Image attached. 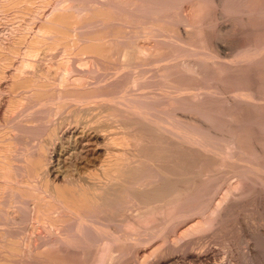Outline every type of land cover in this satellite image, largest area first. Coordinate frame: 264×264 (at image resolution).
<instances>
[{"label": "rangeland", "instance_id": "374dc122", "mask_svg": "<svg viewBox=\"0 0 264 264\" xmlns=\"http://www.w3.org/2000/svg\"><path fill=\"white\" fill-rule=\"evenodd\" d=\"M38 11H40V13H38ZM57 11H58V13H57ZM35 15H37V16H35ZM47 18H48V20H47ZM29 21H30V24H32L31 28L28 25ZM48 21L52 22V23H49ZM56 22H57V24H56ZM58 24H59V26H57ZM19 25H21V26H19ZM62 25L64 27H60ZM17 28H18V30H15ZM38 29L41 30V31H39ZM0 30H1L0 31V52H1V54H0V60L1 61L0 62H2L3 64H5L3 62V60H6V58L4 56H7L8 52H14V54L16 52L17 56L14 55L13 57H19V58L23 57L24 55L22 53L19 54L18 50L22 49L23 51H25V49H23L25 47H26V50L27 49H33V48H34V50L36 49L37 52L35 53L36 57H34V61L38 57H39L38 58V60H39L40 56H42L43 54L45 55V53H42V52H44V50L50 49L48 52L45 51L46 55L43 56L41 59L43 60V66L45 68L48 69V66L51 64L50 65L51 67L49 66V69H51L52 71H56L59 68L63 69L64 72L68 71V68H66V67L70 66V64H71L70 62L72 61L71 58L73 59V64L75 63L74 65L73 64L71 65V66H73V68L76 66V68L80 69L79 65L80 64L82 65L83 61L87 62V64L85 63L86 66L83 65L81 67L82 69H80V71L77 69V74L75 73L76 71L74 72V70H73V68L71 66H70L71 68L69 67L70 69L68 71V74H64V72L61 69H59V70L62 71L61 73L63 74V76H65V77H63L64 80L65 79H67V80L66 81L63 80L64 81V83H62L63 86L61 85V82H62L61 79H60V81H61L60 83L58 81L57 82L58 84H54V85L55 86L59 85L58 90L61 87V91H59V94H61V92H63L64 88L66 87L65 91H68L69 93L68 92L64 93V97H63L64 99L61 97V96H63V94H61L59 96V98H61V100H63V101L65 100L64 102L67 101L66 102L67 104L66 103L63 104V102H61L60 99L57 98V96L59 95L58 94V90H57V92H55V94L53 95L56 98L55 99L53 97V99H55L54 100L55 106H54V104H49L51 107L48 104H46L47 106L43 104L42 106L41 105H39V106L37 105L38 106L37 107L35 105V102H33V107L30 106L31 104L27 105L28 109L25 107L26 105L24 106L22 104V108H20L18 106L20 104H18L17 106H15V108H13L14 110L16 109L15 112H13V110H11V112L16 114V116H14L13 114H12V116H10L11 115V112H10L9 117H7V120L10 119V122L13 125L9 126V124H10L9 120L6 121V119H5L3 127L4 128H7V127L9 128L10 127V129H15V130L18 129L17 131L20 133V135H22V136H19L21 138L18 137L19 141H20V145H19L20 148L21 147L28 148L29 154H35L37 152L35 149L38 148L37 150L40 153L39 147H38L40 145H38V144H40L41 140H43L45 138V136H46L45 133H47V136H46L47 138L52 134L51 135L52 137L50 136L51 138L50 137L48 138L50 140L51 139L54 140V138L57 137L58 129H57V131L55 130L56 134L54 132V129H56L57 125L61 124L62 116H60V114L63 113L61 109H64V107H63L64 105H66V106L67 105H71V102H72L71 100H74V98L78 99L79 101H81L80 99L83 98L81 103L83 102L82 104L85 105L84 107H86V108L87 107H92V106L95 107V105H96V108H97V107H99L101 105L102 102L103 103L105 101L108 102L109 99H110V101H111L110 105L113 103L112 105L113 106L114 105L117 106V108H115V106L111 107L112 105L111 106L109 105L110 101L108 103L105 102L104 104L102 103L103 104V105H101L102 108H100L99 111H98V108L96 110H94L95 114H93V111H92L90 113L91 116H89L90 114L89 115L86 114L85 117L77 116V117H75V119H77L79 117V119L83 118L84 120L85 119L86 120H90L95 115L98 116V114H99V116H100V114L107 109L106 112L102 113V114L107 115V112H109V113L112 112L111 113L112 115L109 114L108 117L106 116L107 117V121L110 119L109 118L110 116H111V118H112V116L113 117L114 116L117 117V118H114V120L112 119V122H111V126L112 127H114L113 126L114 124H112L113 121L116 122L115 123V125L117 124L116 127L117 126L119 127L120 125H122L123 122L127 123V121L129 122L130 120L133 121L135 119L139 120V118H141V119L143 118V119H145V121H147L148 124H150L152 122V124H150L151 126L155 127V125H156L155 128H157V130L161 128L160 132L163 131V136L165 134H169V133H167L165 131V128L167 129L168 132H170L169 130L173 131V134L176 131L175 134H174L176 137L175 136L171 137L173 135L169 134L168 135L169 138H166V136H164L165 139H167L168 141H175V138H177L178 142H179V140L181 141L180 142L181 143V145H180L181 147H184V148L186 147L185 149H189V148L192 149V150H188V151H185V149H183L185 151L184 152L185 155L187 154V156H188V153L190 152L192 157L194 156V158H191V155L189 156L193 161L199 158L201 160L198 163H202V165L201 164H196L198 160L194 161L193 162V166H195V167H192V169L197 172V170L199 171V166L198 165H200V167H201L200 169L201 170L203 169L202 171L205 172L204 174L208 173L206 176L205 175L203 176L202 179L204 181L201 179L200 181L196 182V186L197 187L195 186L194 190L192 191L193 194H191V193L188 194L189 196H186L182 201H180L178 206L176 204V206L179 207V208L174 206V207H176V210H174L175 209L174 207H173L174 211L173 210H169V212L172 211V213L170 212L171 215L173 214V212H175L177 215L181 214V218H179L180 216H177L174 213V216L175 217L177 216V218L179 220H175V218L173 220L172 219L173 216H171L169 212H167L168 215H167V213L164 215V218L166 220L168 219V217L169 218L172 217L171 219H168L167 221L164 218H162L160 215H158V218H157V216H156L157 214L154 215V216H156L155 219H154V216H151L149 219H147V220L151 219L150 221H148L149 224L150 223L153 224V225L156 224L157 227H160L161 226L160 224L165 223V221H166V223L170 222V224H166L165 223L166 226L165 225L161 226V228L162 227L163 228L165 227V228L164 229L162 228L163 231L160 228V231H162L163 234H161V232L159 231L160 232L159 234H161V235L158 236V239L156 238V236L158 234L156 235V233H154L152 231L155 230V232H158L159 228L157 230L156 225L153 226L151 224H150L151 225V227H150L147 224V222H146V224H147L146 227L147 228L150 227V228L149 229H145L143 231L144 236L146 237V235H149L151 228H152L151 233H153V235H154L153 238H152V235H151L150 239H152V240H150V244L144 242L147 239L143 240L144 239L143 238L142 239L143 241L141 239H138V237L142 238L143 235L140 236V233H139V234H136V235H139L138 237L135 236L134 234L136 233L135 232L136 230L133 231V230L126 229L125 228L126 227L125 224L123 225V223H125L124 220H123V223L119 222V221H121L122 217L120 218V216H119V220L118 221L115 220L117 223L113 221L116 225L115 224H111V226H108V228H107L108 231L111 230V227H113L112 225H114L115 228L113 227L114 229L112 228V230L110 232H112V231L116 232V230H117V233H118V235L120 237L123 235V237H121V240L124 238V240H122V242L127 243V244H124V243H122L120 241V243H122V245L119 243V246L121 245L120 249H119V247L116 248V251L120 250V253L117 252V253H119V254H117L116 251H115L114 255H116V254L117 255L114 256V257H116V258L112 259L113 258L112 257L111 261L108 260L107 263L110 262L111 264H128V263L129 264H134V263L136 264V262L139 261V264H143V263L144 264H224V263L246 264V260L244 258V255H246L248 252H253V253L256 252L257 260L261 264H264V235H263L264 234V206H263V203H264V184H262V182H264V180H263L264 179V177H263L264 176L263 175L264 174V167H263L264 166V99H262V98H264V0H0ZM14 30L17 31V32H15ZM36 30H38V31H36ZM28 31L30 33H28ZM43 31H45V32H43ZM47 31H48L49 34H47ZM53 33H55V34H53ZM45 34L47 35L48 38H50L51 36H53V37L55 36V37L54 38L53 37L50 38V39H52V41H51V40L47 39V37H45L46 36ZM73 34H74V36H73ZM37 35L41 36V38L39 36H37ZM98 35H101V36L99 37ZM104 35H107L108 38H107V36L104 37ZM137 35H140V36L137 37ZM81 36H82V38H81ZM129 37H131V38H129ZM4 38L7 40V42H6V40ZM103 38H104L105 41L102 40ZM125 38H126V40L128 39L129 41H126ZM81 39H83V40H81ZM97 39H98V42H95ZM109 39H111V40H109ZM143 39H144V42L142 41ZM4 40H5V43H4ZM48 40H49V42H48ZM86 40H87V42H86ZM35 41H38V43L35 42ZM70 41H72L73 43L70 42ZM88 41L95 42V43H93V45L96 44V48H95V46L92 45V43H90ZM140 41H142V42H140ZM54 42L57 43V44H55ZM84 42H86V43H84ZM110 43H112V44H110ZM23 44L25 45V47H24ZM122 44H123V46H122ZM134 44H137V45L134 46ZM55 45L57 47H55ZM77 45H78V47H77ZM89 45H90V47H89ZM97 45H99V46H97ZM141 45L143 47L148 46V47H146L147 48L146 53H148V55H146V54L145 55L149 57V54H150V57H149L150 59L148 57L146 58V57L143 56L144 58L142 57V58L139 59L140 61L143 59L142 60L143 63L140 62L139 60L136 61V62L133 61L135 63V66L133 64V66L135 68L133 66H132V68H134V69L130 68L131 66L130 67L127 66L128 64L126 65L125 62L122 63V61H123V59H122L123 55L122 54L124 52L130 51V50L133 51V47L134 48L135 47L139 48V46L141 47ZM109 46L111 48H109ZM4 47H6V48H4ZM9 47H10L11 51L8 50ZM14 47H16V48H14ZM46 47H47V49H44ZM62 47H63V51H62ZM128 47H129V50H128ZM71 48H74V49L72 50ZM130 48H132V49H130ZM125 49H126V51H124ZM150 49H152V50L150 51ZM5 50H7V51H5ZM89 50H91V51H89ZM52 51L53 52L56 51L55 53L59 52V54L57 53V56H56V54L53 53ZM61 51H62V53H61ZM149 51H150V53H149ZM196 51H198V52H196ZM4 52L7 53V54H4ZM67 52H68L69 55L66 54ZM109 52H110V54H109ZM180 53H182V54H180ZM184 53H186V54H184ZM195 53H197V54H195ZM90 54L95 55L97 57L92 56ZM160 54H162V55H160ZM53 55H55V57H58V58L61 57V58L60 59L55 58V57H53ZM63 55H64L65 59H63ZM66 55H68V56H66ZM71 55H72V57H70ZM74 55H75V57H78V59L77 58L75 59ZM86 55H88V56L90 55L89 57L92 56L91 58H93V60L91 61V59L89 57H86ZM2 56L4 57L3 59H2ZM32 56H34V54ZM32 56L30 55L31 60H33ZM65 56L67 57V59H66ZM103 56H105L106 58L103 57ZM28 57L29 56H27V58ZM44 57H45V59H44ZM51 57H52V61L49 62L48 59L51 60ZM79 57H81V59L83 58L84 60H81ZM85 57L87 59H89V60H87ZM152 57H153L154 60L152 59ZM69 58H70L71 61L69 60ZM96 58H97V60H95ZM192 58H193L194 62H193ZM41 59H40V61H41ZM54 59H56L57 62ZM79 59L82 62L80 64H79V62H80ZM196 59L199 62H197ZM225 59H227V60H225ZM67 60H69L70 62H68ZM74 60H78V61H74ZM201 60H203V61H201ZM54 61L56 62V64H55ZM64 61L65 62L67 61L70 64L67 63L68 65H66V64H64ZM93 61H97V63L93 62ZM107 61H110V62L107 63ZM167 61H169V62H167ZM185 61H187V63L189 62L188 65H187V63H185ZM208 61H210V62H208ZM36 62H38V61L36 60L35 62H33V64H36ZM149 62L150 63L152 62V63L148 64ZM60 63H62V64H60ZM93 63H95V64H93ZM98 63H100L101 65L98 64ZM136 63H138L140 65H138ZM144 63H146V64H144ZM194 63L195 64L198 63L197 64L198 66L195 65ZM37 64H39V62ZM123 64L125 65V67L126 66L127 67L125 68ZM130 64L132 65V63H130ZM180 64H181V66H180ZM1 65L2 64L0 63V66ZM39 65H42V62H40ZM63 65H65L66 67H63ZM136 65H138L139 67L136 68ZM163 65H165V67H167V68H170V67L171 68L167 69ZM166 65H168V66H166ZM169 65H171V66L169 67ZM183 65H185V67ZM202 65L204 67H201ZM222 65H224V66H222ZM93 66H95V67H93ZM120 66L122 68H125L128 71H125L124 69L122 70V68ZM140 66H142L143 68L142 67L140 68ZM161 66H163L164 68L163 67L161 68ZM195 66H197L199 68H197ZM238 66H239V68H237ZM52 67L53 68L55 67L54 70L52 69ZM83 67H86V68L84 69ZM186 67L187 68L191 67L190 71H188V69ZM65 68L67 70H64ZM98 68L101 71L98 70ZM193 68H194L195 71L191 70ZM117 69H118V71H117ZM130 69L132 71H134V72H132ZM162 69H164L163 72H162ZM82 70L84 72L86 71V73L84 75L82 73ZM129 70H130V72H129ZM135 70H138V73L140 74V77L142 75L141 79L139 77V74H137V76H136V74H135L136 71ZM144 70H146V71H144ZM139 71L145 72V73H140ZM196 71H197V73H196ZM69 72L71 73V75L69 77L70 79L66 76V75L70 74ZM79 72H81L82 75L81 74L79 75ZM116 72L117 73L119 72L118 73L119 75ZM106 73H108V75ZM109 73H110V75H109ZM129 73L132 74V75L131 76L128 75ZM99 74H101V75H99ZM143 74H145V75H143ZM76 75L78 76V78L80 80H82V82H78L79 79L77 80V78H76L77 76ZM146 75H148V76H146ZM71 76L73 78H71ZM79 76H81V77H79ZM125 76H127L128 78L125 77ZM202 76L203 77L205 76V77L203 78ZM84 77H87L86 79H88V80L84 79ZM131 77L137 78L138 80L140 79L139 82L136 83L137 85L139 84L138 86H136V84H133L132 85L133 87L131 86L133 89L131 87H129L130 85H129V82H128L129 80H131L130 79ZM170 77L172 79H170ZM188 77H189V80H188ZM109 78H110V80H109ZM115 78H116V80H115ZM161 78H162V80H161ZM164 78H166V79H164ZM55 79H57V78H55ZM74 79H76V80H74ZM89 79H92V80H89ZM98 79H100V81ZM101 79L105 80V81L102 82ZM137 79H135V80L138 81ZM150 79H152V80H150ZM141 80H142V82H140ZM12 81H14V79H12ZM72 81L73 82L75 81V82L73 83ZM76 81H77V83H79V85L76 83ZM166 81L168 83H170V84H168V83H166L167 85L163 84ZM89 82H91V83H89ZM93 82H95V84H93ZM193 82H194V84H193ZM127 83H128V85H127ZM159 83H162V84H160L162 87L159 86ZM89 84H91V85H89ZM92 84H93V86H92ZM149 84H150V86H149ZM176 84H177V86H176ZM179 84H181V86H179ZM82 85H84L85 88ZM140 85L141 86L143 85L144 87L143 86L140 87ZM197 85H199V86H197ZM201 85H203V86H201ZM71 86H74V87H71ZM127 86L129 88H126ZM168 86H170V88ZM174 86L178 87L177 88L178 91L175 89L176 87L174 88ZM67 87H68V89H67ZM79 87L80 88L83 87V88L80 89ZM134 87H135V89H134ZM138 87H140L141 89L143 88V90L139 89L137 91ZM183 87H184V89L186 88V90L181 89ZM202 87H203V89H202ZM55 88L57 89V87H55ZM62 88H63V90H62ZM147 88H148V90H147ZM164 88H166V89H164ZM200 88H201V90H200ZM105 89H107V90H105ZM123 89H125V90H123ZM179 89L181 91H179ZM215 89H216V91H215ZM89 90H92V91H89ZM93 90H95V91H93ZM120 90H122L123 92L120 91ZM132 90H134L135 92L134 91L132 92ZM182 90H184V92ZM149 91H150V93H149ZM88 92H90V93H88ZM112 92L114 93V95H113ZM159 92H160V95H159ZM169 92H170V94H169ZM72 93L73 94L77 93V94H75V97H74V95L73 96L71 95ZM85 93H86V95H85V97H83ZM145 93H147V95L150 94L152 96V98L150 97V95H148V96L145 95ZM232 93L234 94V96H233ZM240 93L242 94V96H241ZM65 94H66V96H68V98H65ZM81 94H82V96H81ZM103 94H105V95H104V97L102 99ZM106 94H107V96L108 95L109 96L107 97ZM87 95H89L90 97H87ZM93 95H96V97L93 96ZM100 95H101V98H100ZM237 95H239V96H237ZM76 96H77V98H76ZM79 96L82 97V98H78ZM133 96H135V97H133ZM136 96L138 98H136ZM173 96H174V98H172ZM235 96H236L238 102L236 101V98H234ZM93 97H95V98H93ZM115 97H117V98H115ZM175 97H177V98H175ZM187 97L188 98L191 97V98H189V100H188ZM248 97H250V98H248ZM91 98H92V100H91ZM128 98H130L129 100H130V102L132 104L129 103ZM131 98L132 99L134 98V99L131 100ZM242 98H246V100L248 99L247 101L249 102V104H248L247 101L245 102ZM256 98H258V99L256 100ZM56 100H58V102ZM240 100H241V102H240ZM75 101L76 100H74L72 103L74 104ZM79 101H78V103H76L77 101L75 103L78 105L80 103ZM87 101H88V103H87ZM90 101H92V104L93 103H95V104L92 105ZM250 101H252V102H250ZM56 102H57V104H56ZM114 102L117 103V104H115ZM126 102L128 104H125ZM135 102H136L137 105L138 104L140 106L143 105L142 107L144 109L142 107H139V105L137 107V105H135ZM142 102H143V104H142ZM255 102L257 104L258 103L259 104L257 105ZM59 103L62 104V105H60ZM81 103L79 104V105H81L79 107H83V105ZM99 103H100V105H99ZM147 103H149L150 105H148ZM170 103L171 104L174 103V104L170 105ZM252 103H255V104H252ZM145 104L147 106H145ZM52 105L54 107H56L58 105L56 107L58 109H55ZM107 105H109L110 107H108ZM119 105H121V106H119ZM128 105H130V106H128ZM131 105H132V107H131ZM40 106H41V108H40ZM118 106H119V108H118ZM133 106H135V107H133ZM160 106H161V109H159ZM166 106H167V109H166ZM59 107H61V109ZM147 107L150 109V110H148L150 115H149L147 110L145 111V108H147ZM157 107H159V108H157ZM29 108H30V110H29ZM112 108L113 109L115 108L116 111L113 110ZM17 109L18 110L20 109L21 111L20 110L19 111L21 113L18 112ZM36 109H38L37 111H40V112H37ZM42 109L45 111V113H44V111L43 112L41 111ZM46 109L47 110L49 109L48 110L49 113H48V111ZM118 109H121V110H118ZM127 109H129V112H130L131 116L129 115V112L127 111ZM136 109H138V110H136ZM100 110H103V111H100ZM134 110H135V113H134ZM160 110H161V112H160ZM174 110H175V113L173 112ZM63 111L65 112V109ZM136 111L138 112L139 115L137 114ZM140 111L145 112V115H144V113H142ZM153 111H155V112L153 113ZM170 111H171L172 115L175 114L174 117H172ZM185 111H187V112H185ZM36 112H37V114H36ZM58 112H59V115L57 114ZM99 112H101V113H99ZM113 112H115L117 114L114 113V115H113ZM120 112L123 115V118L121 117ZM126 112H128V113H126ZM40 113H42V114H40ZM50 113H53V114H50ZM123 113H125L126 115H124ZM155 113H156L157 117L161 116L162 118L160 117L159 119H157V117L155 116ZM18 114H19V116H18ZM20 114L22 115L21 117H20ZM27 114L30 115V116H28ZM35 114H36V116H34ZM38 114H40V115H38ZM69 114H70V112H69ZM157 114H159V115H157ZM168 114L171 116V118H169V120L171 119V122H168L169 120H167L168 116H169ZM189 114L191 115V119L192 120L188 118L190 116ZM51 115L53 116V118H54V116H56V117L59 116L60 119L54 118V119H56V120H54L53 118H51L52 117ZM105 115H103V116L101 115L98 118L99 119L100 118L103 119L105 117ZM118 115H120V117ZM166 115H167V117H165ZM181 115H182V117H181ZM237 115H239V116H237ZM41 116H43V117H41ZM48 116H51V117H48ZM146 116H148L151 120L149 121V118H146ZM178 116H180V117H178ZM18 117H19V119H18ZM23 117H26V118H24V120H23ZM28 117H31L32 119H35V120L32 121V119H30V118H29L30 120L29 119L27 120ZM37 117H41V118H37ZM151 117H153V118H151ZM192 117H194V120L195 119H199L198 120L199 122L198 121L196 123L192 122V121H194ZM173 118H176L177 120L176 119L173 120ZM178 118H180L179 120H182L183 118L184 119L186 118L187 121L185 123V120L183 119L182 123H181V121H178ZM12 119H14L15 121L12 120ZM50 119L51 120L53 119L57 123L59 121V123L55 125L54 123H56V122L52 121V123H51L52 125H50V123H49ZM57 119H58V121H57ZM75 119H73V121H69V122H71V124H72V122L74 123L75 121H77ZM116 119L117 120L118 119H122V120L116 121ZM153 119L157 120L158 122L154 121ZM160 119H164V120L166 119V122H168L169 124L166 123V122H163L164 120H160ZM104 120L106 121V119H104ZM38 121H40V122H38ZM45 121L47 123H45ZM92 121H93V123H95V121H97V120L93 119ZM120 121H123V122L121 123ZM131 121L129 123H127L128 126L126 124L128 129H131L133 127V123L131 124ZM173 121H178L180 124L176 122V125H175ZM201 121H203V122H201ZM6 122L9 123V124L7 125ZM31 122H33V123H31ZM35 122H37V123H35ZM69 122H67V123H69ZM117 122H120L121 124L117 123ZM65 123H66V121H65ZM65 123H63V124L65 125ZM159 123L160 124H164L162 126H164L165 128L163 127V129H162V126ZM197 123L201 124V126L197 125ZM1 124H3V122ZM14 124L15 125L17 124V126L23 125V128L21 126L17 128V126L15 127ZM18 124H20V125H18ZM30 124H32V125H30ZM48 124H49V126H48ZM63 124H61V125H63ZM129 124H131L132 127ZM185 124H186V128H185ZM5 125H7V126H5ZM27 125L28 126L30 125V128ZM53 125H55V126H53ZM61 125L57 126V128H60ZM124 125H122V127H124ZM13 126L15 128H11ZM32 126H34V127H32ZM40 126H42V127H40ZM129 126L131 128H129ZM166 126H170V127L167 128ZM190 126H191V128H190ZM0 127H1V129H4L2 127V125H0ZM24 127L27 128V129H25ZM39 127H40V129H38ZM53 127H55V128H53ZM116 127H114V128L116 129ZM120 127H119V129H116V130H118V131H116L117 134L114 132L115 130L114 131L112 130V128L110 130H112L116 135H120V133L122 132V135H120V139L122 140L123 139L122 136H125L127 139L125 137L124 138L127 141L122 140L120 143H119V141L117 143L120 144V148L123 149L125 154H126V151H127L128 148H129V153H132L134 151V149L132 151H130V150L132 148H135V147L132 146V144L134 145V140L132 139L133 137L131 136L133 134L130 135V133H134L135 132L134 130H137V128H136V126H134L135 129L132 128V130H130L132 132L127 133V134H129V137H132L131 139H132L133 143L131 144L132 141L130 140V138L128 139V137L126 136L127 134L124 135V132L126 131L124 129L126 127L123 128V129H122V127L120 129ZM171 127L173 128V130H172ZM33 128H35V129H33ZM32 129L34 131L36 130L37 132L39 131V133H40V131L44 130L45 131V133L43 131L44 138L42 137L43 135H41L42 132L39 134L36 131L33 132ZM51 129L53 130L54 133H52V131H50ZM128 129H127V132H128ZM188 129L190 131H188ZM28 130L29 131L31 130V131L29 132ZM208 130L211 131L212 133L209 132ZM180 131L182 133H180ZM31 132H32V136L30 134ZM48 132H51V134L48 133ZM26 134L28 136L29 135L30 136L26 137L27 136ZM34 134H36V135L33 136ZM154 134H155V132H154ZM178 134H180V135H178ZM189 134H192L191 136H192V139L194 138V140H195L196 137H198V138H196L197 141L191 140ZM212 134H213V136H212ZM53 135L56 136V137H54ZM194 135H196V136H194ZM204 135L206 137H204ZM37 136H40V138L37 137ZM182 136H183V138L185 137L184 139H186V141L182 138ZM186 136H188V137H186ZM170 137H171V139H170ZM178 137H181L182 139H180V138L178 139ZM256 137H258V138H256ZM23 138L26 139V140L28 138L29 141L27 142ZM38 138L40 140H38ZM115 138L119 139V136H115ZM33 139L34 140L37 139L38 141L37 140H36V142L34 141V143H33L34 147L32 146L33 147L32 148V147H30L32 145L31 144L32 142L30 143V141H33ZM116 139H115V142L117 141ZM21 140H23V142ZM128 140H130V141H128ZM177 140L175 142H177ZM190 140H191V142H190ZM233 140L236 141V142H234ZM125 142H130L129 144H131V146H128V143L126 144ZM182 142H184V144ZM231 142H232L233 146H232ZM27 143H29L31 145L27 146L28 145ZM36 143H37L38 146L37 145L35 146ZM121 143H123L122 145L125 144V146L121 147ZM188 143H190V145ZM192 143H193V145H191ZM182 145H184V146H182ZM210 145H211V148H210ZM188 146H191V147H188ZM125 147H127V148H125ZM50 150L51 149H49V152H50ZM203 150H206L207 152L203 151ZM135 151H136V148H135ZM191 151L192 152L195 151L193 153L194 155L192 154ZM199 151H202V152L199 153ZM236 151H239V152H236ZM38 152L36 154H38ZM44 152L42 154L45 156L47 153L46 152L44 153ZM211 152H213V153H211ZM2 153H3V155H5V152H2ZM2 153H1V150H0V156L2 155ZM221 153H222V158L218 157V156L221 155ZM133 154H134V152H133ZM206 154H210V155L213 154L212 156H213V159H215V160L211 161L212 162L211 164L209 162L210 159L209 160L207 159L209 157H207V156L203 157L202 156V155H206ZM227 154H229V155L231 154L230 155L231 157H229V155H227ZM210 155H208V156H210ZM2 156L0 158V160H1L0 165H2L3 164L2 161H4L3 160L4 156H3V159H2ZM212 156H210L211 160H212ZM201 157H203V158H201ZM204 158L207 159V160H205ZM216 158L218 159L217 160L218 161L217 164L219 165L218 167L215 164L212 165L216 161ZM219 159L222 160V161H220ZM203 160H204V162H202ZM45 162L46 161H44V163H43L44 165H43V167H42V169L40 171H42L45 168V166H46ZM206 162L209 163L208 165H210V166H208ZM194 164H196V165H194ZM203 165L204 166L206 165L207 167L205 168ZM212 166H213L214 169L212 168ZM210 167H211V169H210ZM219 167L222 168V170H220ZM218 168H219V170H218ZM240 168H241V170H240ZM249 168L252 169V170H250ZM258 168H260V169H258ZM261 168H262L263 171L261 170ZM205 169L206 170L208 169L207 171H209V172L205 171ZM234 170H236V171L234 172ZM259 170L262 171V172H260ZM202 171H199V172H202ZM250 172H251V174H249ZM38 174H39V172H38ZM255 174H256V176H255ZM260 174H262V175H260ZM238 175H240V176H238ZM12 176H13V174H12ZM260 176H261L262 179L260 178ZM238 177H240V178H238ZM242 177H245V178H242ZM253 177H255V178H253ZM257 179H260L261 181L257 180ZM239 180H241V181H239ZM251 180H252L253 183H251ZM256 180L258 181L257 184L255 183ZM239 182H242V183H239ZM12 183H14V181H12ZM15 184L16 183L12 184L11 188H15ZM238 184H239V186H238ZM20 185H21V183H20ZM231 185H234V186H231ZM242 185H243V187H242ZM24 186H27V184L25 183ZM27 187L24 188L21 185V187H19V190L21 191L23 189H26V192H27V190L29 189ZM235 187H237V188L240 187V188L238 190ZM249 187H251V188H249ZM20 188H22V189H20ZM242 188H245V189H242ZM248 188L250 189V191H248L249 190ZM16 189L18 190V187H16ZM224 189L227 190L228 193H227V191L225 192ZM234 189H236V190L234 191ZM5 190H3V188H0V196H2V194H3V192ZM241 190L244 192V194H246V197H245V195H243V192ZM21 192L25 193V190H23ZM215 192H216V194H214ZM236 192H237V194H236ZM225 194L229 195V196L227 197ZM249 194H250V196H249ZM231 195L233 196V199H231L232 198ZM230 196H231V198H230ZM30 197L31 196H29L28 198H30ZM241 197H242V199H241ZM28 198H26V199H28ZM39 198H41V197H39ZM224 198H226V199H224ZM228 198H229V200H228ZM31 199L29 201L31 203L30 206H29L30 208L36 207V208H34V209L32 208V209L37 211V212L38 211L42 212L43 210H41V209L44 207V212H42V214L44 215L45 210H47L46 213H45L46 216L44 215L46 218L48 217L47 215L51 214V212H49V210H51L53 212V214H51L49 216H52V219H53V215L56 214L57 216L55 215L54 218L55 217H57V218H55V220H53L52 222H51L52 219L48 218L50 220L48 222H46L45 218L44 219L42 218L44 216H42L40 214L41 212L37 213V212H35L33 210L30 211L29 208L28 209H29L30 212L27 210V208H26V210L28 212L24 211V210L22 212L21 210L18 211V209H16L13 206L12 209L10 207V211L11 212H9V214H11V217L12 216H16V215H17V217L21 216V215L25 216L26 213H24V212H27L28 214L30 213L29 214L30 215V220L32 219V222H28L27 223V221H26V223H27L26 226L24 225L25 223L21 224L24 227L22 229H20L22 227L20 225L19 226L20 228L17 227L14 230L12 228H11L12 230L11 229L8 230L6 228H5V230H2L5 225H6L5 227H8L9 222H7V221H10V220L7 218V216L6 217L3 216V213H4L3 210H7V209L5 208L4 204H2L0 202V204H1L0 210L2 209V213L0 212L2 214V215H0V218L1 217L6 218L5 219L6 222L4 220L2 221V218L0 219V221L2 222L1 225L3 226V227L2 226L0 227V230H1L0 231V239H2L4 242H6V243H4L2 240H0V241H2V243L0 242V249L1 250H3L4 247H9V246L12 245V243L10 242V237H9L12 234V231L15 232V230L18 229L19 232L22 233L23 230H24V232L22 233L23 237H26V235H30V233L31 234L34 233L33 234V236H34L33 239L36 238V236L38 234V236L36 238L37 241H38L40 232H41V234H40L41 237L42 236L46 237V235H48V233H49V232L47 233V231H45V228H44L45 225H43V224H45V222L48 223V224H51V225H55L56 227L59 226L60 228H63L61 230L64 231L66 229L65 228L66 224H65L64 220L66 222H70V221H74V220H76V222H78L77 219H79V217L82 216V213L78 214V212H72L73 213V216H72V213L70 212V210H72V208H70V206H67V205L65 206L66 203H63L62 208H59V207H61V204H60V202L58 204L55 203L57 201L49 203V202L41 200V199L38 200V196L32 197ZM33 199L37 200V201H33ZM213 200H214V202H213ZM220 200H221V202L222 201L223 202L220 203ZM38 201H41V203L43 201V202H46L47 204L45 203L46 206L44 204V206L42 207V204L40 202L38 203ZM124 201L125 202H123V201L121 202L122 206H121V203L118 204L119 203L118 202L117 206L115 207V208H117V207L119 208L120 207V210H119L120 214L124 213V212H126V213L127 212H131V213L134 212L135 206L132 208L133 202L129 201L128 199H124ZM127 201H129L130 203L127 202ZM216 202L218 204L220 203V206L222 205V207L224 206L225 203H227V204H225L226 207H224V208L225 209L227 208L228 211L226 210L227 212H224L223 211L224 208H223L222 212H224L223 213L224 218H223V216L220 218V220L222 219L223 221L221 220V223H219L220 225L218 224V227L216 225V226L210 227V229H208L209 227L201 226L203 224V222H207L208 220H211V217H212V219L216 218V215L218 213L217 214L216 213L211 214L213 212V209H216L217 207H219L218 204H216ZM231 202H232V204H231ZM241 202H242V204L240 206ZM128 203H129V206H128ZM33 204H35V206H33ZM36 204H38V206H40V207L38 208V206H36ZM48 204H49V206H48ZM55 204H56V206H55ZM59 204H60V206H59ZM230 204H231L232 207L230 206ZM237 204H238L239 207L237 206ZM243 204H244V206H243ZM261 204H262V206H261ZM2 206H4V208H2ZM50 206H53L55 208L58 207V208L56 210H54V209L52 210L51 209L52 207L49 208ZM66 207H68V208H66ZM222 207H220V208H222ZM69 208H70V210H69ZM59 209H67V211L64 212V210L62 211V210H59ZM127 209L130 210V211H128ZM57 210L59 211V213H55ZM178 210L180 212H178ZM20 211L22 213H24V214H21ZM68 211L71 214H69ZM97 211L98 210H96L95 211L96 213H95V212L90 210L87 213L90 214V212H91V215H92V212H93V215L92 216L89 215V214H86V215H88V217L91 216V217L95 218V219H93V218H91V219H93L94 222H97V224H98V226H100V228H102V229L104 228L106 230V228H105V227H107L106 224H105V222H107L105 220L106 214L104 212H102V211L101 212H97ZM220 211H221V209H220ZM17 212H18V214H17ZM32 212H35L37 215L39 214L40 217L41 216L42 217L39 218V215L37 216L36 214L33 213V216L36 215L34 217V219H33ZM48 212H49V214H48ZM62 212L65 213V215H63ZM188 212H189V214H188ZM231 212H233V213H231ZM75 213H76V215L78 214L79 217L75 216L74 215ZM117 213H119V212H117ZM240 213H241V215H240ZM132 214H134V213H132ZM4 215H5V213H4ZM58 215H59V221L57 220L58 219ZM61 215H63V217ZM66 215H67V217H66ZM69 215H71V216L69 217ZM101 216H102V220H101ZM165 216L166 217L168 216V217L166 218ZM219 216H220V214H219ZM72 217H75L76 219H72ZM159 217H160V219L162 218L165 221L164 222L158 221L159 224H157L156 220H159ZM37 218H39V219H37ZM62 218H64V219L61 221ZM188 218H192V219L189 220ZM41 219L45 220L43 222V224L42 223H38ZM69 219H70V221H69ZM33 220L37 221V223L39 225L36 222H33ZM169 220H171V221L173 220L175 226L173 224V221L171 223V221H169ZM185 220H186V223H185ZM188 220L191 221V222L193 220L201 221L202 223H200L201 224L200 226L201 227H205V229L202 228V231L199 230L201 232H199L198 230L196 231L194 229L196 231L195 232V231L192 230L193 228L190 227L189 230H191V231H193L195 233L191 232L192 234L190 233L189 234L190 237H188L187 236L188 234L185 232V231L188 230V226H186V225H188L187 223H190ZM99 221L100 222L103 221V222L102 223H98ZM179 221H180V223H179ZM40 222H42V221H40ZM58 222H60V223L58 224ZM62 222L65 224V226L63 225ZM183 222H184V224H183ZM4 223H7V224H4ZM89 224H92L91 221L89 222ZM102 224H105V225H102ZM143 224L145 226V223H143ZM14 225H12V226H14ZM18 225L19 224H17V226ZM32 225H33V228H32ZM85 225L86 224H83V227H85V229L81 227L77 231L79 233L78 238L79 239H84L85 238V240H83V243H85V246H87L88 243H91V244H89V246H92V245L96 246V244H100L101 241H102V237L100 238V236H102L105 232H98L97 233L96 230H94L93 228L90 229V227H87ZM101 225H102V227H101ZM109 225H110V223H109ZM9 226L12 227L11 224ZM15 226H14V228H15ZM35 226L37 227V229L34 228ZM40 226H41V229H39ZM177 226H178V228H177ZM86 227L89 230L86 229ZM155 227H156V229H153ZM43 228H44V230H43ZM52 228H54V229H52V231L53 232L56 231V233L60 229V228L59 229L57 228L58 230H55L54 226ZM69 229H72V228H69ZM165 229L168 230V232H166ZM176 229H177V231H176ZM6 230L8 232H6ZM10 230H11V233H9ZM36 230H39V231H36ZM90 230H91V232H90ZM123 230H124V232H123ZM148 230H149V233L148 234L145 233ZM169 230H171L172 232H175L174 233L175 235H173V233L170 232ZM182 230H184V232L187 235ZM189 230L187 231L188 233L190 232ZM2 231H4V232H2ZM42 231H44L46 233H43ZM1 232H2V234H1ZM5 232L8 233V234L4 237V235L6 234ZM59 232H60V230H59ZM74 232H76V231L74 230ZM80 232H82V234ZM93 232H95V233H93ZM127 232H130V233L132 232L133 233V237H130V235L132 233L130 234V233H127ZM164 232H166V233H164ZM64 233H66V231ZM91 233H93V234H91ZM100 233H102V234H100ZM182 233L185 234V235L182 236L183 235ZM125 234H129V236H127ZM165 234L168 237L170 236L169 238H170L171 241L168 240V238H167V236ZM82 235H84V236L82 237ZM105 235H106V233H105ZM7 236H8V238H6ZM125 236L126 237H130L132 241L129 240L130 238H127V240H126ZM163 236H164V240L162 239ZM178 236H180V237L182 236L184 240L179 238L182 241L181 242L178 239ZM185 236H186L187 239L185 238ZM1 237H3V238H1ZM52 237H54V236H52ZM107 237L109 238L108 234H107L106 238ZM159 237H160V239H159ZM5 238H6V240H4ZM47 238H45V239H47ZM90 238L92 239V241H91ZM103 238H105L104 235H103ZM147 238H149V237H147ZM154 238H156V239H154ZM36 239L33 240L34 243L32 245H35ZM45 239L43 240V241H45L44 243L48 244V242H46ZM86 239H90V240H86ZM175 239H177V240H175ZM93 240H95V241H93ZM148 240L146 242H148ZM155 240H157V241L154 244ZM158 240H159V242H158ZM160 240L162 241V243H161ZM47 241H49V245L50 244L52 245L51 246L52 250H51V247L50 248H49V246L47 247V244L45 245L41 241L42 244H43L42 245L40 240H39L38 242H40V243H38V242H36V243H38L40 246H45V248H46V249H42L44 247L38 246L40 248V250L45 251L43 254H39V255L38 254H34L32 256L28 255V256H26L27 258L26 257L20 258L21 256L19 257L17 255H7V254L2 253V254H0V264H32V263L34 264L35 262L37 264H83V263H85V264H91V263L94 264V262L91 260V259L95 260L96 257H93L94 255L92 256V255H89V253H86V255H87L86 256V255H84L85 254L84 253L82 256H79V257L78 256H74V257L72 256L71 257V256H67L66 253H60L59 254L58 250L62 248L63 244L62 243L61 244L60 243H55L54 240H52V239H48ZM51 241H52V243H51ZM128 242H131L130 245L133 244L135 246L136 245H139V246H136L138 248L133 247V246L132 247H127V245L129 244ZM142 243H143V245L146 244L145 246H148V247L143 246ZM164 243H166V244H164ZM176 243H178V244H176ZM58 244L61 245L60 248L57 247V246H59ZM157 244L158 245L160 244L161 248L159 247L160 245L157 246ZM174 245L177 248L174 247ZM140 246H142L143 248L147 249L149 251V254L144 255L142 253V249L143 248L141 247L142 249H140ZM156 246L159 247L158 248V252L156 250V248H157ZM164 246H165V248H163ZM171 246H173L174 248H172ZM121 247H122V249H121ZM188 247H189V249H188ZM133 248H135V250H133ZM167 248L169 249V251H168ZM136 249H138V250L140 249V251L137 250V253H136ZM159 249H161L162 251L159 250ZM164 249H165V251H164ZM172 249L173 250L175 249V250L173 251ZM150 250H152V253H153V251H155V252L152 254ZM113 251H114V249H113ZM125 251H127V252L130 251L129 254L126 252L127 256L125 255V253L123 254V252H125ZM198 253H203V257H202L203 260L202 259L201 260H197V259L195 260V258H193V256L197 255ZM207 253H208V255H207ZM154 254H155V256H154ZM141 255H144V256H141ZM28 257H30V258L28 259ZM54 257H56V258H54ZM109 258H110V256H109ZM119 258H121V259H119ZM32 260H33V262H32ZM34 260H36V261H34ZM113 260H115V261H113ZM158 261H160V262H158ZM118 262H120V263H118Z\"/></svg>", "mask_w": 264, "mask_h": 264}, {"label": "bare ground", "instance_id": "6f19581e", "mask_svg": "<svg viewBox=\"0 0 264 264\" xmlns=\"http://www.w3.org/2000/svg\"><path fill=\"white\" fill-rule=\"evenodd\" d=\"M56 8V7H55ZM52 11V10H51ZM65 11V10H64ZM63 12V11H62ZM38 13H40V11H38ZM50 13V12H49ZM57 13H58V11H57ZM61 13V12H60ZM51 15V14H50ZM54 15V14H53ZM35 16H37V15H35ZM44 16V15H43ZM66 16V15H65ZM48 17V16H47ZM53 17V16H52ZM47 20H48V18H47ZM45 22V21H44ZM49 22V21H48ZM42 23V22H41ZM47 23V22H46ZM49 23H52V22H49ZM63 23V22H62ZM56 24H57V22H56ZM55 24V25H56ZM24 25V24H23ZM29 26H30V28H31V25L32 24H30V21H29V24H28ZM19 26H21V25H19ZM28 26V27H29ZM34 26V25H33ZM32 26V27H33ZM43 26V25H42ZM57 26H59V24L57 25ZM35 27V26H34ZM60 27H64L63 25L62 26H60ZM49 28V27H48ZM11 29V28H10ZM22 29V28H21ZM24 29V28H23ZM26 29V28H25ZM33 29V28H32ZM31 29V30H32ZM15 30H18V28L17 29H15ZM14 30V31H15ZM39 30V29H38ZM38 30H36V31H38ZM45 30V29H44ZM1 31V30H0ZM26 31V30H25ZM30 31V30H29ZM28 31V33H30ZM39 31H41V30H39ZM6 32V31H5ZM11 32V31H10ZM15 32H17V31H15ZM43 32H45V31H43ZM53 32V31H52ZM13 33V32H12ZM25 33V32H24ZM23 33V34H24ZM27 33V32H26ZM34 33V32H33ZM78 33V32H77ZM16 34V33H15ZM39 34V33H38ZM41 34V33H40ZM47 34H49L48 33V31H47ZM53 34H55V33H53ZM81 34V33H80ZM2 35V34H1ZM22 35V34H21ZM30 35V34H29ZM46 35V34H45ZM44 35V36H45ZM9 36V35H8ZM27 36V35H26ZM31 36V35H30ZM36 36V35H35ZM37 36H39V35H37ZM57 36V35H56ZM68 36V35H67ZM73 36H74V34H73ZM99 37L101 36V35H98ZM105 36H107V35H104V37ZM128 36V35H127ZM138 36H140V35H137V37ZM7 37V36H6ZM28 37V36H27ZM32 37V36H31ZM40 38H41V36H39ZM43 37V36H42ZM45 37H47V35L45 36ZM53 36H51L50 38H52ZM55 37V36H54ZM53 37V38H54ZM103 37V36H102ZM101 37V38H102ZM135 37V36H134ZM142 37V36H141ZM144 37V36H143ZM2 38V37H1ZM14 38V37H13ZM25 38V37H24ZM39 38V39H40ZM44 38V37H43ZM50 38H48L47 37V39H49V40H51L52 41V39H50ZM65 38V37H64ZM68 38V37H67ZM70 38V37H69ZM81 38H82V36H81ZM92 38V37H91ZM100 38V39H101ZM107 38H108V36H107ZM129 38H131V37H129ZM140 38V37H139ZM5 39V38H4ZM8 39V38H7ZM16 39V38H15ZM106 39V38H105ZM134 39V38H133ZM6 40V39H5ZM5 40H4V43H5ZM11 40V39H10ZM35 40V39H34ZM49 40H48V42H49ZM72 40V39H71ZM81 40H83V39H81ZM80 40V41H81ZM102 40H104V38L102 39ZM109 40H111V39H109ZM125 40H126V38H125ZM9 41V40H8ZM22 41V40H21ZM27 41V40H26ZM40 41V40H39ZM55 41V40H54ZM58 41V40H57ZM73 41V40H72ZM72 41H70V42H72ZM75 41V40H74ZM93 41V40H92ZM105 41V40H104ZM108 41V40H107ZM106 41V42H107ZM126 41H129L128 39L126 40ZM143 42H144V39L142 40ZM142 41H140V42H142ZM6 42H7V40H6ZM35 42H37L38 43V41H35ZM47 42V43H48ZM65 42V41H64ZM63 42V43H64ZM86 42H87V40H86ZM86 42H84V43H86ZM88 42H90V43H92V45H93V43H95V42H98V39L95 41V42H91V41H88ZM105 42V43H106ZM123 42V41H122ZM146 42V41H145ZM2 43V42H1ZM3 43V44H4ZM10 43V42H9ZM55 43V42H54ZM53 43V44H54ZM62 43V42H61ZM73 43V42H72ZM77 43V42H76ZM104 43V44H105ZM109 43V42H108ZM139 43V42H138ZM25 44V43H24ZM23 44V45H24ZM31 44V43H30ZM55 44H57V43H55ZM80 44V43H79ZM89 44V43H88ZM103 44V45H104ZM107 44V43H106ZM110 44H112V43H110ZM142 44V43H141ZM154 44V43H153ZM5 45V44H4ZM39 45V44H38ZM135 45H137V44H134V46ZM140 45V44H139ZM147 45V44H146ZM7 46V45H6ZM16 46V45H15ZM46 46V45H45ZM48 46V45H47ZM76 46V45H75ZM93 46H95V48H96V44L95 45H93ZM97 46H99V45H97ZM108 46V45H107ZM122 46H123V44H122ZM121 46V47H122ZM145 46V45H144ZM3 47V46H2ZM24 47H25V45H24ZM55 47H57L56 45H55ZM59 47V46H58ZM73 47V46H72ZM77 47H78V45H77ZM76 47V48H77ZM89 47H90V45H89ZM143 46L141 45V47L139 46V48H134L133 47V51H126V49L124 50V51H126V52H124L122 55H123V57H122V59H123V61H122V63L123 62H125L126 63V65L127 66H131L130 68H132V66H133V64H134V66H135V63L134 62H136V61H138L140 58H142L143 56L144 57H148V56H146V55H148V53H146V50H147V48L146 47H148V46H146V47H143ZM4 48H6V47H4ZM14 48H16V47H14ZM23 48V47H22ZM28 48V47H27ZM85 48V47H84ZM106 48V47H105ZM109 48H111L110 46H109ZM23 49H25V51H23L22 49H20V50H18L19 51V54L20 53H22L24 56L23 57H13L14 55H16L17 56V54H16V52H15V54H14V52H8V55L7 56H4L5 58H6V60H3V62L5 63V64H3L2 62H0L2 65L0 66V125H2V127L4 126V122H5V119H6V121H8L9 120V123L11 124H9V123H7L6 122V124L8 125L9 124V126H12L13 124L10 122V119H8L7 120V117H9V114H10V112H11V110H13V112H15V110L13 109V108H15V106H17L18 104H20V105H18L20 108H22V104L27 108V105H30L31 107H33V102H35V105L37 106H39V105H46V104H54L55 102H54V100L56 99L53 95L55 94V92H57V90H58V87H59V85L58 86H55L54 84H58L57 82L59 81V83L61 82V85L63 86V84L62 83H64V81H66L67 79H65L64 80V78L63 77H65V76H63V74L61 73L62 71H63V69H61V68H59V69H61V70H59V69H57L56 71H52L51 69H49V66L51 65H47L48 66V69L47 68H45L44 66H43V60L41 59L43 56H45L46 55V52H48L50 49H47V47L46 48H44V49H47V50H44V52H42V53H45V55L43 54L42 56H40V59H41V61H40V59L38 60V58L37 59H35V61L37 60L38 62H39V64H40V62H42V65H39V64H37L38 62H36V64H33V62H35L34 61V57H36L35 56V53L37 52L36 51V49L34 50V48L33 49H27L26 50V47L25 48H23ZM72 50L74 49V48H71ZM130 49H132V48H130ZM149 49V48H148ZM153 49V48H152ZM152 49H150V51L152 50ZM8 50H10L11 51V49H10V47H9V49ZM15 50V49H14ZM13 50V51H14ZM55 50V49H54ZM57 50V49H56ZM67 50V49H66ZM92 50V49H91ZM91 50H89V51H91ZM128 50H129V47H128ZM5 51H7V50H5ZM46 51V52H45ZM62 51H63V47H62ZM62 51H61V53H62ZM81 51V50H80ZM84 51V50H83ZM98 51V50H97ZM121 51V50H120ZM150 51H149V53H150ZM40 52V51H39ZM53 52V51H52ZM56 51H54L53 53H55ZM66 52V51H65ZM64 52V53H65ZM71 52V51H70ZM112 52V51H111ZM119 52V51H118ZM123 52V51H122ZM148 52V51H147ZM158 52V51H157ZM161 52V51H160ZM185 52V51H184ZM196 52H198V51H196ZM202 52V51H201ZM13 53V54H12ZM41 53V52H40ZM52 53V54H53ZM58 54H59V52H57ZM57 53H55L56 54V56H57ZM74 53V52H73ZM87 53V52H86ZM91 53V52H90ZM153 53V52H152ZM0 54H1V52H0ZM4 54H7V53H5L4 52ZM34 54V56H32ZM66 54H68V52L66 53ZM72 54V53H71ZM75 54V53H74ZM81 54V53H80ZM85 54V53H84ZM109 54H110V52H109ZM146 54V55H145ZM180 54H182V53H180ZM184 54H186V53H184ZM195 54H197V53H195ZM201 54V53H200ZM30 55L33 57L32 59L33 60H31V57H30ZM40 55V54H39ZM49 55V54H48ZM51 55V54H50ZM69 55V54H68ZM68 55H66V56H68ZM90 55H92V54H90ZM89 55V56H90ZM117 55V54H116ZM121 55V56H122ZM159 55V54H158ZM160 55H162V54H160ZM190 55V54H189ZM204 55V54H203ZM207 55V54H206ZM21 56V55H20ZM26 56V57H25ZM27 56H29L28 58H27ZM59 56V55H58ZM61 56V55H60ZM65 56V57H66ZM78 56V55H77ZM84 56V55H83ZM88 55H86V57H89ZM92 56H95V55H92ZM91 56V57H92ZM202 56V55H201ZM3 56H2V59L4 58ZM53 57H55V55H53ZM70 57H72V55L70 56ZM74 57H75V55H74ZM85 57V58H86ZM91 57H89L90 59H91V61L93 60V58H91ZM95 57H97V56H95ZM103 57H105V56H103ZM143 57V58H144ZM149 57H150V54H149ZM148 57V58H149ZM186 57V56H185ZM196 57V56H195ZM205 57V56H204ZM48 58V57H47ZM55 58H58V57H55ZM61 58V57H60ZM60 58H58V59H60ZM78 59V57H75V59ZM80 59H81V57H79ZM106 58V57H105ZM165 58V57H164ZM203 58V57H202ZM44 59H45V57H44ZM63 59H65L64 58V55H63ZM66 59H67V57H66ZM79 59V60H80ZM87 59V58H86ZM103 59V58H102ZM150 59V58H149ZM152 59H153V57H152ZM49 60V62L50 61H52V57H51V60L50 59H48ZM55 61H56V59H54ZM69 60H70V58H69ZM69 60H67L68 62H70L71 60V64L70 63H68L67 61L65 62L64 61V64H66V65H68V64H70V66L73 64V59L71 58V60L69 61ZM81 60H84L83 58L81 59ZM81 60H80V62H79V64L80 63H82L81 62ZM87 60H89V59H87ZM95 60H97V58L95 59ZM143 60V59H142ZM142 60L140 61V62H142ZM154 60V59H153ZM178 60V59H177ZM181 60V59H180ZM192 60H193V58H192ZM197 60V59H196ZM205 60V59H204ZM225 60H227V59H225ZM1 61V60H0ZM46 61V60H45ZM54 61V62H55ZM74 61H78V60H74ZM134 61V62H133ZM150 61V60H149ZM152 61V60H151ZM159 61V60H158ZM163 61V60H162ZM166 61V60H165ZM171 61V60H170ZM201 61H203V60H201ZM57 62V61H56ZM56 62H55V64H56ZM93 62H96L97 63V61H93ZM108 62H110V61H107V63ZM116 62V61H115ZM167 62H169V61H167ZM174 62V61H173ZM193 62H194V60H193ZM197 62H199L198 60H197ZM208 62H210V61H208ZM220 62V61H219ZM63 63V62H62ZM62 63H60V64H62ZM68 63V64H67ZM77 63V62H76ZM85 63L87 64V62L85 61H83V63H82V65L80 64L78 67L80 68V69H82L81 67L83 66V65H85ZM90 63V62H89ZM101 63V62H100ZM100 63H98V64H100ZM119 63V62H118ZM130 63H132V65L130 64ZM143 63V62H142ZM152 63V62H151ZM150 62L148 63V64H151ZM166 63V62H165ZM181 63V62H180ZM183 63V62H182ZM185 63H187V61H185ZM189 63V62H188ZM188 63H187V65H188ZM201 63V62H200ZM214 63V62H213ZM221 63V62H220ZM224 63V62H223ZM45 64V63H44ZM59 64V65H60ZM75 64V63H74ZM73 64V65H74ZM78 64V63H77ZM93 64H95V63H93ZM103 64V63H102ZM136 64H138V63H136ZM144 64H146V63H144ZM163 64V63H162ZM179 64V63H178ZM191 64V63H190ZM195 64V63H194ZM198 63H196L195 65H197ZM226 64V63H225ZM46 65V64H45ZM53 65V64H52ZM89 65V64H88ZM101 65V64H100ZM121 65V64H120ZM124 65V64H123ZM122 65V66H123ZM138 65H140V64H138ZM138 65H136V68L137 67H139ZM200 65V64H199ZM204 65V64H203ZM201 66V67H204V66ZM211 65V64H210ZM57 66V65H56ZM68 66V67H66L65 65H63V67H66V68H68V71H69V69L72 67L73 68V66ZM86 66V65H85ZM90 66V65H89ZM96 66V65H95ZM95 66H93V67H95ZM98 66V65H97ZM126 66V67H127ZM133 66V67H134ZM143 66V65H142ZM142 66H140V68L142 67ZM160 66V65H159ZM164 67H165V65H163ZM163 66H161V68L163 67ZM166 66H168V65H166ZM171 65H169V67H170ZM180 66H181V64H180ZM184 67H185V65H183ZM190 66V65H189ZM198 66V65H197ZM197 66H195V67H197ZM222 66H224V65H222ZM51 67V66H50ZM60 67V66H59ZM62 67V66H61ZM70 67V68H69ZM92 67V68H93ZM101 67V66H100ZM121 67V66H120ZM119 67V68H120ZM124 67H125V65H124ZM125 67V68H126ZM128 67V68H129ZM163 67V68H164ZM194 67V66H193ZM200 67V68H201ZM206 67V66H205ZM208 67V66H207ZM241 67V66H240ZM55 68V67H54ZM54 68L52 67V69L54 70ZM64 69V70H67V69ZM84 69L86 68V67H83ZM102 68V67H101ZM107 68V67H106ZM122 68V67H121ZM125 68H122V70L124 69L125 71H128V70H126ZM135 68V67H134ZM134 68H132V69H134ZM143 68V67H142ZM154 68V67H153ZM158 68V67H157ZM160 68V67H159ZM165 68H167V67H165ZM171 68V67H170ZM170 68H167V69H170ZM187 68V67H186ZM190 68L191 67H189V68H187L188 69V71H190ZM197 68H199V67H197ZM237 68H239V66L237 67ZM77 69L78 68H76V66L73 68V70H74V72L77 74ZM80 69H78L79 71H80ZM110 69V68H109ZM155 69V68H154ZM196 69V68H195ZM228 69V68H227ZM231 69V68H230ZM72 70V69H71ZM87 70V69H86ZM98 70H100L99 68H98ZM131 70V69H130ZM130 70H129V72H130ZM139 70V69H138ZM138 70H135L136 72H135V74H136V76H137V74H139L138 73ZM143 70V69H142ZM141 70V71H142ZM161 70V69H160ZM163 70L164 69H162V72H163ZM179 70V69H178ZM192 71L194 70V68L193 69H191ZM201 70V69H200ZM68 71H66V72H64V74H68ZM88 71V70H87ZM93 71V70H92ZM97 71V70H96ZM101 71V70H100ZM108 71V70H107ZM117 71H118V69H117ZM132 71V70H131ZM141 71H139L140 73H145V72H141ZM144 71H146V70H144ZM171 71V70H170ZM195 71V70H194ZM198 71V70H197ZM197 71H196V73H197ZM208 71V70H207ZM71 72V71H70ZM69 72V73H70ZM105 72V71H104ZM132 72H134V71H132ZM166 72V71H165ZM169 72V71H168ZM181 72V71H180ZM184 72V71H183ZM182 72V73H183ZM73 73V72H72ZM82 73H83V75L86 73V71L84 72L83 70H82ZM82 73L81 72H79V75L81 74L82 75ZM91 73V72H90ZM117 73V72H116ZM119 73V72H118ZM117 73V74H118ZM176 73V72H175ZM88 74V73H87ZM105 74V73H104ZM107 75H108V73H106ZM116 74V75H117ZM134 74V75H135ZM163 74V73H162ZM209 74V73H208ZM70 75H71V73L69 74V75H66L68 78L70 77ZM91 75V74H90ZM98 75V74H97ZM99 75H101V74H99ZM109 75H110V73H109ZM119 75V74H118ZM126 75V74H125ZM128 75H132V74H128ZM133 75V76H134ZM143 75H145V74H143ZM167 75V74H166ZM200 75V74H199ZM207 75V74H206ZM77 76V75H76ZM86 76V75H85ZM129 76V77H130ZM135 76V77H136ZM146 76H148V75H146ZM145 76V77H146ZM155 76V75H154ZM209 76V75H208ZM207 76V77H208ZM79 77H81V76H79ZM111 77V76H110ZM118 77V76H117ZM125 77H127V76H125ZM139 77H140V74H139ZM141 77H142V75H141ZM141 77H140V79H141ZM163 77V76H162ZM168 77V76H167ZM203 77V76H202ZM205 77V76H204ZM203 77V78H204ZM55 78H57V79H55ZM71 78H73L72 76H71ZM77 78V80L79 79L78 78V76L76 77ZM83 78V77H82ZM81 78V79H82ZM87 77H84V79H86ZM89 78V77H88ZM112 78V77H111ZM124 78V77H123ZM128 78V77H127ZM133 77H131L130 79L131 80H129L128 82H129V87H131L133 84H136V83H138L139 82V80L137 79V78H133ZM159 78V77H158ZM12 79H14V81H12ZM60 79H61V81H60ZM70 79V78H69ZM83 79V80H84ZM135 79H137L138 81H136ZM155 79V78H154ZM164 79H166V78H164ZM170 79H172L171 77H170ZM64 80V81H63ZM72 80V79H71ZM74 80H76V79H74ZM80 80V79H79ZM78 80V82H82V80H80L79 81ZM86 80H88V79H86ZM89 80H92V79H89ZM99 81H100V79H98ZM102 80V79H101ZM108 80V79H107ZM109 80H110V78H109ZM115 80H116V78H115ZM124 80V79H123ZM143 80V79H142ZM142 80L140 81V82H142ZM146 80V79H145ZM148 80V79H147ZM150 80H152V79H150ZM161 80H162V78H161ZM168 80V79H167ZM177 80V79H176ZM188 80H189V77H188ZM85 81V80H84ZM103 81H105V80H102V82ZM126 81V80H125ZM131 81V82H130ZM144 81V80H143ZM172 81V80H171ZM180 81V80H179ZM192 81V80H191ZM73 82V81H72ZM75 82V81H74ZM73 82V83H74ZM107 82V81H106ZM110 82V81H109ZM114 82V81H113ZM127 82V81H126ZM161 82V81H160ZM186 82V81H185ZM71 83V82H70ZM76 83H77V81H76ZM88 83V82H87ZM89 83H91V82H89ZM166 83H168L167 81L165 82V83H163V84H165V85H167ZM172 83V82H171ZM180 83V82H179ZM201 83V82H200ZM67 84V83H66ZM72 84V83H71ZM78 85H79V83H77ZM82 84V83H81ZM93 84H95V82H93ZM93 84H92V86H93ZM115 84V83H114ZM160 84H162V83H159V86L160 87H162ZM168 84H170V83H168ZM175 84V83H174ZM193 84H194V82H193ZM89 85H91V84H89ZM127 85H128V83H127ZM139 85V84H138ZM137 84H136V86H138ZM148 85V84H147ZM77 86V85H76ZM75 86V87H76ZM82 86H84V85H82ZM135 86V85H134ZM143 86V85H142ZM141 85H140V87H142ZM149 86H150V84H149ZM148 86V87H149ZM176 86H177V84H176ZM176 86H174V88L176 87ZM179 86H181V84H179ZM185 86V85H184ZM192 86V85H191ZM197 86H199V85H197ZM201 86H203V85H201ZM55 87H57V89L55 88ZM65 87V86H64ZM63 87V88H64ZM71 87H74V86H71ZM99 87V86H98ZM106 87V86H105ZM104 87V88H105ZM128 86L126 87V88H129ZM133 87V86H132ZM131 87V88H132ZM140 87H138V89H137V91L140 89V90H143V88L141 89ZM144 87V86H143ZM147 87V86H146ZM155 87V86H154ZM164 87V86H163ZM166 87V86H165ZM169 88H170V86H168ZM63 88H62V90H63ZM66 88V87H65ZM65 88H64V91L63 92H61V94H63V96H61L62 98L64 97V93H66V92H68V91H65ZM78 88V87H77ZM80 88V87H79ZM83 88V87H82ZM82 88H80V89H82ZM84 88H85V86H84ZM117 88V87H116ZM124 88V87H123ZM159 88V87H158ZM177 88L178 87H176L175 89L177 90ZM188 88V87H187ZM216 88V87H215ZM67 89H68V87H67ZM74 89V88H73ZM97 89V88H96ZM102 89V88H101ZM133 89V88H132ZM134 89H135V87H134ZM146 89V88H145ZM162 89V88H161ZM164 89H166V88H164ZM174 89V90H175ZM181 89H184V87L183 88H181ZM191 89V88H190ZM195 89V88H194ZM202 89H203V87H202ZM70 90V89H69ZM76 90V89H75ZM103 90V89H102ZM105 90H107V89H105ZM112 90V89H111ZM114 90V89H113ZM123 90H125V89H123ZM127 90V89H126ZM147 90H148V88H147ZM146 90V91H147ZM157 90V89H156ZM184 90H186V88L184 89ZM184 90H182L183 92H184ZM197 90V89H196ZM200 90H201V88H200ZM207 90V89H206ZM211 90V89H210ZM59 91H61V87H60V89L58 90V94H59ZM89 91H92V90H89ZM93 91H95V90H93ZM117 91V90H116ZM120 91H122V90H120ZM128 91V90H127ZM134 90H132V92H133ZM170 91V90H169ZM178 91V90H177ZM176 91V92H177ZM179 91H181L180 89H179ZM215 91H216V89H215ZM218 91V90H217ZM72 92V91H71ZM74 92V91H73ZM86 92V91H85ZM123 92V91H122ZM125 92V91H124ZM135 92V91H134ZM152 92V91H151ZM163 92V91H162ZM172 92V91H171ZM194 92V91H193ZM206 92V91H205ZM208 92V91H207ZM253 92V91H252ZM69 93V92H68ZM88 93H90V92H88ZM113 93V92H112ZM120 93V92H119ZM149 93H150V91H149ZM173 93V92H172ZM178 93V92H177ZM176 93V94H177ZM181 93V92H180ZM217 93V92H216ZM234 93V92H233ZM232 93V94H233ZM250 93V92H249ZM57 94V95H58ZM61 94H59L58 96H57V98H59V96L61 95ZM75 94H77V93H75ZM75 94H71L72 96L74 95V97H75ZM116 94V93H115ZM125 94V93H124ZM128 94V93H127ZM139 94V93H138ZM169 94H170V92H169ZM174 94V93H173ZM179 94V93H178ZM183 94V93H182ZM208 94V93H207ZM241 94V93H240ZM85 95H86V93L84 94V96L83 97H85ZM102 95V94H101ZM101 95H100V98H101ZM104 95L105 94H103V96H102V99H103V97H104ZM112 95V94H111ZM110 95V96H111ZM113 95H114V93H113ZM117 95V94H116ZM142 95V94H141ZM145 95H147V93H145ZM148 95H150V94H148ZM147 95V96H148ZM154 95V94H153ZM159 95H160V92H159ZM162 95V94H161ZM187 95V94H186ZM209 95V94H208ZM207 95V96H208ZM216 95V94H215ZM56 96V95H55ZM81 96H82V94H81ZM93 96H95L96 97V95H93ZM106 96H107V94H106ZM109 96V95H108ZM107 96V97H108ZM143 96V95H142ZM146 96V97H147ZM158 96V95H157ZM196 96V95H195ZM233 96H234V94H233ZM237 96H239V95H237ZM241 96H242V94H241ZM240 96V97H241ZM248 96V95H247ZM53 97L55 98V99H53ZM70 97V96H69ZM87 97H90L89 95H87ZM86 97V98H87ZM95 97H93V98H95ZM99 97V96H98ZM121 97V96H120ZM119 97V98H120ZM127 97V96H126ZM133 97H135V96H133ZM141 97V96H140ZM150 97L152 98V96L150 95ZM159 97V96H158ZM157 97V98H158ZM163 97V96H162ZM209 97V96H208ZM217 97V96H216ZM220 97V96H219ZM225 97V96H224ZM239 97V98H240ZM253 97V96H252ZM251 97V98H252ZM65 98H68V96H66V94H65ZM71 98V97H70ZM76 98H77V96H76ZM78 98H82V97H78ZM115 98H117V97H115ZM136 98H138L137 96H136ZM156 98V99H157ZM169 98V97H168ZM172 98H174V96L172 97ZM175 98H177V97H175ZM188 98V97H187ZM189 98H191V97H189ZM189 98H188V100H189ZM234 98H236V96L234 97ZM248 98H250V97H248ZM35 99V100H34ZM60 99V101L61 102H63V104L64 103H66V102H64L63 100H61V98H59ZM58 99V100H59ZM64 99V98H63ZM73 99V98H72ZM83 99V98H82ZM82 99H80L81 101H82ZM97 99V98H96ZM114 99V98H113ZM127 99V98H126ZM130 98H128V101H129V103H131L130 102V100H129ZM134 99V98H133ZM132 98H131V100H133ZM206 99V98H205ZM208 99V98H207ZM245 102L248 100H246V98H242ZM258 98H256V100H257ZM262 99H264V98H262ZM58 100H56L57 102H58ZM74 100H76L75 102L76 103H78V99H75L74 98ZM74 100H71L72 102L74 101ZM91 100H92V98H91ZM99 100V99H98ZM105 100V99H104ZM142 100V99H141ZM150 100V99H149ZM159 100V99H158ZM163 100V99H162ZM175 100V99H174ZM192 100V99H191ZM232 100V99H231ZM235 100V99H234ZM239 100V99H238ZM250 100V99H249ZM254 100V99H253ZM59 101V102H60ZM81 101H79L80 103H81ZM109 101H110V99H109ZM108 101V102H109ZM115 101V100H114ZM117 101V100H116ZM143 101V100H142ZM152 101V100H151ZM154 101V100H153ZM236 101H237V98H236ZM255 101V100H254ZM57 102H56V104H57ZM60 102V103H61ZM71 102V105H64L63 107H64V109H65V112L63 111L64 109H61V107H59L61 110H62V112L64 113H61L60 114V116H62V118H61V124H63V123H65V121H66V123H65V125L63 126V125H61V124H59V125H61V127L60 128H57V126H59V125H57L56 126V129H54V132H55V130L57 131V129H58V132H57V137L56 136H54L55 134H56V132H55V134L53 135L54 137H56V138H54V140H50V139H48L52 134H51V132H48V133H50L51 135L47 138L46 136H47V133H45V131L44 130H42V131H40V133L42 132V134L41 135H43L42 137L44 138V134H43V131H44V133L46 134V136H45V138L43 139L42 137V139L43 140H41V142H40V144H38V145H40V146H38L37 145V143L35 144V146L37 145L38 147H39V151H40V153L38 152V148H36L35 150L38 152V154H29V152H28V148H26V147H21L20 148V141H19V138H21V137H19V136H22V135H20V133L17 131L18 129H10V127L8 128H4V129H1V127H0V150H1V153L2 152H5V155H3V153H2V155L4 156V159H3V156H2V159L4 160V161H2V165H0V188H3V190H5L4 192H3V194H2V196H0V202L2 203V204H4V206H5V208L7 209V210H3V212L5 213V215H4V213H3V216L4 217H6L7 216V218L10 220V221H7V222H9V224H8V227H3L2 225H1V221H0V227L2 226L3 227V229L2 230H5V228L6 229H16L17 227H19L21 224H23V223H25L24 225L26 226L27 225V223L28 222H32V219L30 220V213L28 214L27 212L29 211V209H30V211L31 210H33L34 208H36V207H32V208H30L29 206H30V199L32 198V197H35V196H38V200L39 199H41V200H44V201H47V202H49V203H52V202H55V201H57V202H55V203H59L60 202V204H61V207H59V208H62V206H63V203H66L65 204V206L67 205V206H70V208H72V210H70V208H69V210H70V212L72 213V212H78V214H80V213H82V216H78V214L76 215V213L74 214L75 216H78L79 217V219H77V221L78 222H76V220H74V221H70V219H69V221L70 222H66L65 220H64V222H65V224H66V229L64 230V231H62L61 229H63V228H60L59 226V228L58 227H56L55 225H51V224H48V223H46V222H48L50 219H48V218H51L52 219V216H49V215H51V214H53V212L51 211V210H49V212H51V214H49V212H48V214L49 215H47L48 217L46 218L45 216V213H46V211L47 210H45V213H44V215L42 214V212H44V204L46 203V202H43L42 201V203H41V201H38V203L40 202L41 204H42V209L41 210H43L42 212L41 211H38L42 216H44V217H42L43 219L45 218V220H46V222H45V224H43V222L45 221V220H40V221H42V222H38V223H42L43 225H45L44 226V228H45V231H47V233H48V235H46V237H44V236H40V234H41V232H40V234H39V238H38V241L40 240V242L42 241L43 242V244H45L44 242L45 241H43L45 238H47L48 236V238L47 239H45L46 240V242H48V244H47V247L49 246V248L52 246L51 244L49 245V241H47L48 239H52V240H54V242L55 243H62L63 244V246H62V248L61 249H59L58 250V253L60 254V253H66V255L67 256H82L84 253V255H86V253H89V255H94L93 257H96L95 258V260H93V259H91L93 262H94V264H106L107 262H108V260H110L111 261V258L112 259H114V258H116V257H114V256H116L117 254H119L120 253V250L119 251H116V248H118L119 247V249H120V246L122 245V243H124V242H122V240H124V238L121 240V237H123V235L120 237L119 235H118V233H117V230H116V232L115 231H112V232H110L111 230H112V228L114 227V225H112L113 227H111V230H109L108 231V226H111V224H115L114 222H116V221H118L119 220V216H120V218H121V221H119V222H121V223H123V220H124V222L125 223H123V225L125 224V228L126 229H128V230H133V231H135L134 233V235L135 236H139V235H136V234H139L140 233V236L141 235H143L142 236V238L141 237H138V239H143V240H145V239H149L148 240V242H146L147 240H145L144 242L145 243H149L150 244V240H152V239H150L151 238V235H152V238L154 237V235H153V233H151V231H152V228L150 229V233H149V230L148 231H146L145 233H149V235H146V237L144 236V233H143V231L145 230V229H149L150 227H151V225H153V224H149V222L148 221H150V220H147V219H149L151 216H154V215H156L157 216V218H158V215H160L162 218H164V215L167 213V212H169V210H173L174 208V210H176V207L178 206V204H179V202L180 201H182L186 196H189L188 194H193L192 193V191L194 190V188H195V186H196V182L197 181H200L202 178H203V176L205 175H207L208 173H206V174H204L205 172L204 171H202L200 168V165H198L199 166V171H202V172H199L198 170H197V172L195 171V170H193L192 169V167H195V166H193V162L194 161H197V163L196 164H201L202 165V163H198V162H200V160L201 159H196V160H192L191 158H194V156L192 157V155H191V153L189 154L188 153V156H187V154L185 155V151H188V150H192V149H185L184 147H181L180 145H181V141L179 140V142H178V140H177V138H175V141L177 140V142H175V141H168L167 139H165V137L164 136H166V138H169V134H172L173 136H171V137H174L175 135V132H174V134H173V131H171V130H169L170 132H168L167 131V129L164 127V126H162V125H164V124H160L161 126H162V129H163V127L165 128V131L167 132V133H169V134H165L164 136H163V131H161L160 132V130H161V128L160 129H158L157 130V128H155L156 127V125H155V127H153V126H151L150 124H152V122L150 123V124H148L147 123V121H145V119H141V118H139V120L137 119H135V120H133V121H131V124L133 123V127H132V125L131 124H129V125H131V127L132 128H134L135 129V127L134 126H136V128H137V130H134L133 132L134 133H130V132H132V131H130V130H132V128L129 126V128H131V129H128L127 128V126H128V124L127 123H129L128 121H127V123H124L123 121H120L121 123H122V125H124V127H122V125H120L121 123L120 122H117V123H120L119 125L122 127V129L123 128H125L124 130H126L125 132H124V135L125 134H127V133H130V135L131 134H133V135H131L132 137H129V134H127L126 136L128 137V139L130 138V140L132 141V139L134 140V145L132 144L133 143V141L131 142V144H132V146L133 147H135L136 148V151H135V148H132L130 151H132L133 149H134V154H133V152L132 153H129V148L127 149V151H126V154H125V152L123 151V149L122 148H120V144H118L117 142L119 141V143L122 141V140H125V141H127L126 139V137L125 136H122L123 137V139L121 140L120 139V135H122V132L120 133V135H116L117 134V132L116 131H118V130H116V129H119V127L117 128L116 127V125H115V123L116 122H114L113 121V123L112 124H114L113 126L114 127H116V129L114 128V127H112L111 126V122H112V119L114 120V118H117V117H113L112 116V118H111V116L109 117L110 119V121L108 120L107 121V117L109 116V114L110 115H112L111 113H109V112H107V115H105V114H102V113H104V112H106V110L104 111V112H99V113H101L100 114V116L102 115H105V117L102 119V118H98V117H100L99 116V114H98V116L97 115H95V116H93L90 120H84L83 118H80L79 119V117L80 116H83V117H85L86 116V114H90L92 111H93V114H95V112H94V110H96L97 108H98V111H99V109L100 108H102L101 107V105H103L102 103H101V105H100V103H99V107H97L96 108V105H95V107H84L85 105H83L82 103V105H83V107H79V106H81V105H77L75 102H74V104ZM85 102V101H84ZM91 102V104H92V101H90ZM99 102V101H98ZM108 102H106V103H108ZM119 102V101H118ZM133 102V101H132ZM200 102V101H199ZM238 102V101H237ZM240 102H241V100H240ZM243 102V101H242ZM248 102V101H247ZM250 102H252V101H250ZM259 102V101H258ZM59 103V104H60ZM87 103H88V101H87ZM110 103H111V101L109 102V105H110ZM115 103V102H114ZM121 103V102H120ZM119 103V104H120ZM138 103V102H137ZM145 103V102H144ZM225 103V102H224ZM256 103V102H255ZM255 103H252V104H255ZM67 104V103H66ZM85 104V103H84ZM93 104H95V103H93ZM92 104V105H93ZM113 104V103H112ZM111 104V105H112ZM115 104H117V103H115ZM125 104H128L127 102L125 103ZM132 104V103H131ZM142 104H143V102H142ZM148 105H150L149 103H147ZM174 104V103H173ZM173 104H171L170 103V105H173ZM236 104V103H235ZM248 104H249V102H248ZM257 104V103H256ZM259 104V103H258ZM257 104V105H258ZM60 105H62V104H60ZM109 105H107L108 107H110ZM122 105V104H121ZM121 105H119V106H121ZM134 105V104H133ZM135 105H137L136 104V102H135ZM139 105V104H138ZM138 105H137V107H138ZM247 105V104H246ZM23 106V107H24ZM29 106V107H30ZM35 106V107H36ZM37 106V107H38ZM41 106H40V108H41ZM47 106V105H46ZM50 106V105H49ZM53 106V105H52ZM54 106H55V104H54ZM53 106V107H54ZM58 106V105H57ZM56 106V107H57ZM115 106V105H114ZM113 105L111 106V107H114ZM119 106H118V108H119ZM126 106V105H125ZM128 106H130V105H128ZM127 106V107H128ZM143 105H139V107H142ZM145 106H147L146 104H145ZM235 106V105H234ZM241 106V105H240ZM30 107V108H31ZM51 107V106H50ZM56 107H54L55 109H58V108H56ZM62 107V108H63ZM67 107V108H66ZM104 107V106H103ZM106 107V106H105ZM107 107V108H108ZM123 107V106H122ZM121 107V108H122ZM131 107H132V105H131ZM133 107H135V106H133ZM136 107V108H137ZM149 107V106H148ZM145 108V111L147 110H150L149 108ZM178 107V106H177ZM30 108H29V110H30ZM115 108H117V106H115ZM115 108L113 109V110H115ZM125 108V107H124ZM143 108V107H142ZM157 108H159V107H157ZM28 109V108H27ZM32 109V108H31ZM52 109V108H51ZM59 109V110H60ZM109 109V108H108ZM123 109V108H122ZM130 109V108H129ZM129 109H127V111L129 112ZM139 109V108H138ZM138 109H136V110H138ZM144 109V108H143ZM159 109H161V106H160V108ZM158 109V110H159ZM163 109V108H162ZM166 109H167V106H166ZM18 110V109H17ZM20 110V109H19ZM18 110V112H20ZM23 110V109H22ZM26 110V109H25ZM38 109H36V111H37ZM47 110V109H46ZM49 110V109H48ZM47 110V111H48ZM53 110V109H52ZM118 110H121V109H118ZM140 110V109H139ZM154 110V109H153ZM42 112L44 111L43 109L41 110ZM46 111V112H47ZM100 111H103V110H100ZM109 111V110H108ZM116 111V110H115ZM124 111V110H123ZM143 111V110H142ZM142 111H140V112H142ZM167 111V110H166ZM177 111V110H176ZM180 111V110H179ZM17 112V113H18ZM33 112V111H32ZM37 112H40V111H37ZM37 112H36V114H37ZM69 112H70V114H69ZM122 112V111H121ZM121 112H120V115H121V117L123 118V115L121 114ZM128 112H126V113H128ZM137 112V111H136ZM139 112V113H140ZM151 112V111H150ZM155 111H153V113H154ZM160 112H161V110H160ZM174 113H175V110L173 111ZM178 112V111H177ZM185 112H187V111H185ZM189 112V111H188ZM21 113V112H20ZM25 113V112H24ZM23 113V114H24ZM28 113V112H27ZM44 113H45V111H44ZM48 113H49V111H48ZM98 113V112H97ZM96 113V114H97ZM114 113L115 112H113V115H114ZM134 113H135V110H134ZM142 113H144V115H145V112H142ZM141 113V114H142ZM148 113H149V111H148ZM167 113V112H166ZM170 113H171V111H170ZM179 113V112H178ZM12 114L14 115V116H16V114H14V113H12L11 112V115L10 116H12ZM26 114V113H25ZM24 114V115H25ZM33 114V113H32ZM36 114L34 115V116H36ZM40 114H42V113H40ZM40 114H38V115H40ZM50 114H53V113H50ZM56 114V113H55ZM58 115H59V112L57 113ZM92 114V115H93ZM115 114H117V113H115ZM124 115H126L125 113H123ZM133 114V113H132ZM137 114H138V112H137ZM136 114V115H137ZM152 114V113H151ZM162 114V113H161ZM182 114V113H181ZM193 114V113H192ZM28 115V114H27ZM44 115V114H43ZM47 115V114H46ZM69 115V116H68ZM87 115V116H88ZM120 115H118L119 117H120ZM128 115V114H127ZM129 115H130V112H129ZM135 115V114H134ZM139 115V114H138ZM143 115V114H142ZM141 115V116H142ZM149 115H150V113H149ZM157 115H159V114H157ZM169 115V114H168ZM171 115H172V113H171ZM175 115V114H174ZM174 115H172V117H174ZM190 115V114H189ZM194 115V114H193ZM18 116H19V114H18ZM22 115L20 114V117H21ZM28 116H30V115H28ZM33 116V117H34ZM45 116V115H44ZM52 116V115H51ZM51 116H48V117H51ZM77 116H79L77 119H75V117H77ZM89 116H91V114L89 115ZM88 116V117H89ZM131 116V115H130ZM140 116V117H141ZM155 116H156V113H155ZM170 116V115H169ZM168 116V119L167 120H169V118H171V116L169 117ZM186 116V115H185ZM237 116H239V115H237ZM41 117H43V116H41ZM41 117H37V118H41ZM118 117V118H119ZM128 117V116H127ZM143 117V116H142ZM157 117V116H156ZM161 116H159V117H157V119H159ZM165 117H167V115L165 116ZM176 117V116H175ZM178 117H180V116H178ZM181 117H182V115H181ZM188 117V116H187ZM232 117V116H231ZM235 117V116H234ZM15 118V117H14ZM24 118H26V117H23V120H24ZM32 119L31 117H28L27 118V120L28 119ZM51 118H53V116L51 117ZM54 118H58V119H60L59 118V116H54ZM53 118V119H54ZM98 118V119H97ZM135 118V117H134ZM145 118V117H144ZM146 118H149L148 116H146ZM151 118H153V117H151ZM162 118V117H161ZM189 119H191V115L188 117ZM193 118V120H194V117H192ZM197 118V117H196ZM205 118V117H204ZM203 118V119H204ZM229 118V117H228ZM17 119V118H16ZM18 119H19V117H18ZM29 119V120H30ZM46 119V118H45ZM51 120L50 119V121H49V123H50V125H52L51 123H52V121H54V120H56V119H54V120ZM58 119H57V121H58ZM73 119H75V120H77V121H75L74 123L72 122V124H71V122H69V121H73ZM97 120V121H95V123H93V121L92 120ZM102 119V120H101ZM104 119H106V121L104 120ZM156 119V118H155ZM166 119L164 120V119H160V120H164L163 122H166ZM176 118H173V120H175ZM180 118H178V121H181V123H182V120L184 119H182V120H179ZM188 119V120H189ZM209 119V118H208ZM234 119V118H233ZM12 120H14V119H12ZM33 120H35V119H32V121ZM40 120V119H39ZM118 120H122V119H118ZM117 119H116V121H118ZM125 120V119H124ZM151 119L149 118V121H150ZM154 120V119H153ZM152 120V121H153ZM177 120V119H176ZM185 120V123H186V118L184 119ZM192 120V119H191ZM196 120V121H195ZM194 121H192V122H194V123H196L199 119H195ZM206 120V119H205ZM15 121V120H14ZM37 121V120H36ZM42 121V120H41ZM154 121H157V120H154ZM178 121H173L174 122V124L176 125V122L177 123H179ZM231 121V120H230ZM236 121V120H235ZM242 121V120H241ZM3 122V124H1ZM13 122V121H12ZM24 122V121H23ZM38 122H40V121H38ZM43 122V121H42ZM54 122H56V121H54ZM67 122H69V123H67ZM126 122V121H125ZM158 122V121H157ZM168 122H171V119L168 121ZM168 122H166V123H168ZM172 122V123H173ZM191 122V121H190ZM191 122V123H192ZM199 122V121H198ZM201 122H203V121H201ZM31 123H33V122H31ZM35 123H37V122H35ZM45 123H47L46 121H45ZM58 123H59V121H58ZM57 122L56 123H54L55 125L56 124H58ZM184 123V122H183ZM243 123V122H242ZM28 124V123H27ZM43 124V123H42ZM126 124H127V126H126ZM169 124V123H168ZM180 124V123H179ZM193 124V123H192ZM204 124V123H203ZM232 124V123H231ZM234 124V123H233ZM237 124V123H236ZM7 125H5V126H7ZM15 125V124H14ZM18 125H20V124H18ZM26 125V124H25ZM30 125H32V124H30ZM30 125L28 126L29 128H30ZM35 125V124H34ZM40 125V124H39ZM38 125V126H39ZM55 125H53V126H55ZM173 125V124H172ZM174 125V126H175ZM196 125V124H195ZM197 125H200L201 126V124H199V123H197ZM17 126V124L15 125V127ZM22 128H23V125H20ZM20 126H17V128L18 127H20ZM26 126V127H27ZM43 126V125H42ZM42 126H40V127H42ZM48 126H49V124H48ZM180 126V125H179ZM14 126L13 127H11V128H15ZM27 127V128H28ZM32 127H34V126H32ZM40 127L38 128V129H40ZM121 127H120V129H121ZM167 128L168 127H170V126H166ZM173 127V126H172ZM171 127V128H172ZM178 127V126H177ZM189 127V126H188ZM234 127V126H233ZM25 128V127H24ZM27 128H25V129H27ZM46 128V127H45ZM49 128V127H48ZM47 128V129H48ZM51 128V127H50ZM53 128H55V127H53ZM112 128V130L116 133H114L112 130H110ZM179 128V127H178ZM185 128H186V124H185ZM190 128H191V126H190ZM194 128V127H193ZM33 129H35V128H33ZM32 129V131L33 132H35L34 130ZM46 129V130H47ZM127 129H128V132H127ZM170 129V128H169ZM49 130V129H48ZM47 130V131H48ZM123 130V131H124ZM172 130H173V128H172ZM175 130V129H174ZM178 130V129H177ZM187 130V129H186ZM200 130V129H199ZM205 130V129H204ZM29 131V130H28ZM31 131V130H30ZM29 131V132H30ZM50 131H52V133H54L53 132V130L51 129ZM120 131V130H119ZM122 131V130H121ZM188 131H190L189 129H188ZM207 131V130H206ZM209 131V130H208ZM28 132V133H29ZM37 132V131H36ZM154 132H155V134H154ZM201 132V131H200ZM209 132H211V131H209ZM25 133V132H24ZM37 133H39V131L37 132ZM39 133V134H40ZM118 133V134H119ZM151 133V134H150ZM153 133V134H152ZM178 133V132H177ZM180 133H182L181 131H180ZM194 133V132H193ZM196 133V132H195ZM199 133V132H198ZM212 133V132H211ZM23 134V133H22ZM31 134V136H32V132L30 133ZM38 134V135H39ZM207 134V133H206ZM27 135V134H26ZM36 134H34L33 136H35ZM49 135V134H48ZM178 135H180V134H178ZM183 135V134H182ZM190 135V139L191 140H194V138L192 139V134H189ZM30 136V135H29ZM28 135L26 136V137H29ZM115 136H119V139H116L115 138ZM194 136H196V135H194ZM209 136V135H208ZM212 136H213V134H212ZM19 137V138H18ZM37 137H39L40 138V136H37ZM52 137V136H51ZM50 137V138H51ZM121 137V138H122ZM126 139H125V138ZM171 137H170V139H171ZM176 137V136H175ZM186 137H188V136H186ZM204 137H206L205 135H204ZM210 137V136H209ZM232 137V136H231ZM38 138V140H40ZM118 138V137H117ZM132 138V139H131ZM182 139L183 138V136H182V138L181 137H178V139ZM185 138V137H184ZM183 138V139H184ZM196 138H198V137H196ZM196 138H195V140L194 141H197L196 140ZM224 138V137H223ZM226 138V137H225ZM228 138V137H227ZM256 138H258V137H256ZM24 139V138H23ZM115 139L117 140L116 142H115ZM174 139V138H173ZM188 139V138H187ZM202 139V138H201ZM212 139V138H211ZM214 139V138H213ZM24 140H26V139H24ZM32 140V139H31ZM37 140V139H36ZM36 140H34L33 139V141H30V143L32 144H29V143H27L28 145L27 146H30V147H34V145H33V143H34V141L36 142ZM37 140V141H38ZM130 140H128V141H130ZM185 141H186V139H184ZM191 140H190V142H191ZM217 140V139H216ZM22 142H23V140H21ZM27 142L29 141L28 140V138H27V140H26ZM25 141V142H26ZM188 141V140H187ZM193 141V142H194ZM200 141V140H199ZM205 141V140H204ZM212 141V140H211ZM234 141V140H233ZM206 142V141H205ZM213 142V141H212ZM234 142H236V141H234ZM117 143V144H116ZM126 144L128 143V146H131V144H129L130 142H125ZM183 144H184V142H182ZM230 143V142H229ZM260 143V142H259ZM123 143H121V147H123V146H125V144L124 145H122ZM189 145H190V143H188ZM198 144V143H197ZM205 144V143H204ZM231 144H232V142H231ZM237 144V143H236ZM258 144V143H257ZM186 145V144H185ZM191 145H193V143L191 144ZM241 145V144H240ZM182 146H184V145H182ZM196 146V145H195ZM232 146H233V144H232ZM235 146V145H234ZM259 146V145H258ZM32 147V148H33ZM188 147H191V146H188ZM194 147V146H193ZM198 147V146H197ZM205 147V146H204ZM207 147V146H206ZM125 148H127V147H125ZM124 148V149H125ZM210 148H211V145H210ZM209 148V149H210ZM213 148V147H212ZM226 148V147H225ZM260 148V147H259ZM49 149H51L50 150V152H49ZM183 149H185V151L183 150ZM204 149V148H203ZM228 149V148H227ZM233 149V148H232ZM257 149V148H256ZM196 150V149H195ZM200 150V149H199ZM208 150V149H207ZM212 150V149H211ZM215 150V149H214ZM213 150V151H214ZM220 150V149H219ZM231 150V149H230ZM46 152L47 154L44 156L42 153L43 152ZM198 151V150H197ZM203 151H206V150H203ZM209 151V150H208ZM234 151V150H233ZM258 151V150H257ZM33 152V151H32ZM44 152V153H45ZM192 152V151H191ZM195 151H193L192 152V154L194 153ZM200 152H202V151H199V153ZM207 152V151H206ZM210 152V151H209ZM222 152V151H221ZM230 152V151H229ZM236 152H239V151H236ZM49 153V154H48ZM187 153V152H186ZM211 153H213V152H211ZM228 153V152H227ZM130 154V155H129ZM196 154V153H195ZM220 154V153H219ZM244 154V153H243ZM191 155V158L189 157ZM194 155V154H193ZM208 155H210V154H206V155H202L203 157H209V158H207L208 160H209V162H210V164L212 163L211 161H213V160H215V159H213V154L212 155H210V156H212V160H211V157L210 156H208ZM227 155H229V154H227ZM231 155V154H230ZM229 155V157H231ZM242 155V154H241ZM1 156H0V158H1ZM239 156V155H238ZM247 156V155H246ZM245 156V157H246ZM203 157H201V158H203ZM218 157H221L222 158V153H221V155L220 156H218ZM243 157V156H242ZM220 158V159H221ZM239 158V157H238ZM205 159V158H204ZM207 159H205V160H207ZM219 159V160H220ZM246 159V158H245ZM218 159L216 158V163L214 162L212 165H217V167L219 166L218 164H217V161ZM237 160V159H236ZM239 160V159H238ZM243 160V159H242ZM19 161V162H18ZM44 161H46L45 162V168L42 170V171H40L41 169H42V167H43V163H44ZM220 161H222V160H220ZM0 162H1V160H0ZM202 162H204V160L202 161ZM228 162V161H227ZM231 162V161H230ZM229 162V163H230ZM238 162V161H237ZM248 162V161H247ZM207 163V162H206ZM258 163V162H257ZM196 164H194V165H196ZM204 164V163H203ZM209 163H207V165H208ZM220 164V163H219ZM222 164V163H221ZM204 166V165H203ZM208 166H210V165H208ZM221 166V165H220ZM246 166V165H245ZM205 168L207 167L206 165L204 166ZM216 167V166H215ZM224 167V166H223ZM237 167V166H236ZM260 167V166H259ZM262 167V166H261ZM264 167V166H263ZM203 168V167H202ZM212 168H213V166H212ZM220 168V167H219ZM219 168H218V170H219ZM244 168V167H243ZM253 168V167H252ZM210 169H211V167H210ZM214 169V168H213ZM216 169V168H215ZM224 169V168H223ZM250 169V168H249ZM256 169V168H255ZM258 169H260V168H258ZM208 170V169H207ZM206 169H205V171H207ZM220 170H222V168H220ZM240 170H241V168H240ZM247 170V169H246ZM250 170H252V169H250ZM261 170H262V168H261ZM213 171V170H212ZM236 170H234V172H235ZM258 171V170H257ZM260 171V170H259ZM263 171V170H262ZM262 171H260V172H262ZM38 172H39V174H38ZM207 172H209V171H207ZM218 172V171H217ZM227 172V171H226ZM255 172V171H254ZM243 173V172H242ZM245 173V172H244ZM256 173V172H255ZM12 174H13V176H12ZM214 174V173H213ZM224 174V173H223ZM249 174H251V172L249 173ZM216 175V174H215ZM237 175V174H236ZM259 175V174H258ZM260 175H262V174H260ZM264 175V174H263ZM213 176V175H212ZM217 176V175H216ZM223 176V175H222ZM225 176V175H224ZM235 176V175H234ZM238 176H240V175H238ZM242 176V175H241ZM244 176V175H243ZM250 176V175H249ZM255 176H256V174H255ZM18 177V178H17ZM209 177V176H208ZM248 177V176H247ZM251 177V176H250ZM264 177V176H263ZM20 178V179H19ZM214 178V177H213ZM222 178V177H221ZM228 178V177H227ZM238 178H240V177H238ZM242 178H245V177H242ZM253 178H255V177H253ZM257 178V177H256ZM259 178V177H258ZM260 178H261V176H260ZM215 179V178H214ZM219 179V178H218ZM252 179V178H251ZM262 179V178H261ZM203 180V179H202ZM207 180V179H206ZM245 180V179H244ZM250 180V179H249ZM257 180H260V179H257ZM256 180V184H257V181ZM264 180V179H263ZM12 181H14V183H16L15 184V188H11V186H12V184H14V183H12ZM16 181V182H15ZM204 181V180H203ZM219 181V180H218ZM238 181V180H237ZM239 181H241V180H239ZM247 181V180H246ZM261 181V180H260ZM20 183H21V185L25 188V187H27V188H29L28 190H27V192H26V189H23V190H25V193H23V192H21V191H23V190H19V187H21V185H20ZM26 183L27 184V186H24V184ZM239 183H242V182H239ZM251 183H253L252 182V180H251ZM250 183V184H251ZM261 183V182H260ZM259 183V184H260ZM224 184V183H223ZM262 184H264V182H262ZM201 185V184H200ZM230 185V184H229ZM237 185V184H236ZM246 185V184H245ZM244 185V186H245ZM255 185V184H254ZM253 185V186H254ZM231 186H234V185H231ZM238 186H239V184H238ZM249 186V185H248ZM16 187H18V190L16 189ZM197 187V186H196ZM241 187V186H240ZM240 187H235V188H237L238 190H239V188ZM242 187H243V185H242ZM219 188V187H218ZM224 188V187H223ZM249 188H251V187H249ZM248 188V189H249ZM20 189H22V188H20ZM242 189H245V188H242ZM247 189V188H246ZM223 190V189H222ZM236 189H234V191H235ZM256 190V189H255ZM262 190V189H261ZM260 190V191H261ZM20 191V192H19ZM221 191V190H220ZM224 191L226 192L227 190H225L224 189ZM242 191V190H241ZM240 191V192H241ZM245 191V190H244ZM248 191H250V189L248 190ZM263 191V190H262ZM224 192V193H225ZM243 192V191H242ZM246 192V191H245ZM5 193V194H4ZM195 193V192H194ZM223 193V194H224ZM227 193H228V191H227ZM247 193V192H246ZM250 193V192H249ZM214 194H216V192L214 193ZM218 194V193H217ZM222 194V195H223ZM236 194H237V192H236ZM239 194V193H238ZM226 195V194H225ZM243 195H245V197H246V194H244V192H243ZM29 196H31L30 198H28ZM227 197L229 196V195H226ZM225 196V197H226ZM232 196V195H231ZM231 196H230V198H231ZM248 196V195H247ZM249 196H250V194H249ZM39 197H41V198H39ZM43 197V198H42ZM226 197V198H227ZM238 197V196H237ZM243 197V196H242ZM242 197H241V199H242ZM244 197V198H245ZM26 198H28V199H26ZM37 198V197H36ZM226 198H224V199H226ZM235 198V197H234ZM124 199H128L129 201H131V202H133V204H132V208L135 206V210H134V212H132V213H134V214H132L131 212H124V213H121L120 214V207L118 208H115L116 206H117V203L118 204H120L122 201L123 202H125L124 201ZM187 199V198H186ZM223 199V198H222ZM231 199H233V196H232V198ZM240 199V200H241ZM32 200V199H31ZM228 200H229V198H228ZM245 200V199H244ZM33 201H37V200H34L33 199ZM129 201H127V202H129ZM225 201V200H224ZM243 201V200H242ZM213 202H214V200H213ZM223 202V201H222ZM221 202V200H220V203H222ZM227 202V201H226ZM229 202V201H228ZM237 202V201H236ZM36 203V202H35ZM130 203V202H129ZM129 203H128V206H129ZM220 203L218 204L217 202H216V204H218V206L219 207H215L216 209H213V212L211 213V214H213V213H218L217 215H216V218H214V219H212V217H211V220H206L207 222H203V224L201 225L200 223H202L201 221H196V220H193L192 222L191 221H189V220H191L192 218H188L189 220V222L190 223H187L188 225H186V226H188V230H189V228L191 227V228H193L192 230L193 231H199V230H201L202 231V228L203 229H205V227H201V226H206V227H209L208 229H210V227H212V226H216L217 225V227H218V224L219 223H221V220H220V218L223 216V213L224 212H227L228 210H227V208L225 209L224 207H226L225 206V204H227V203H225L224 204V206L222 207V205L220 206ZM230 203V202H229ZM228 203V204H229ZM238 203V202H237ZM259 203V202H258ZM47 204V203H46ZM46 204H45V206H46ZM54 204V203H53ZM60 204H59V206H60ZM124 204V203H123ZM126 204V203H125ZM176 204H177V206H176ZM231 204H232V202H231ZM231 204H230V206H231ZM239 204V203H238ZM238 204H237V206H238ZM241 204H242V202L240 203V206H241ZM0 206H1V204H0ZM4 206H2V208H4ZM15 207L16 209H18V211L19 210H21L22 212H23V210L24 211H27V212H24V213H26L25 214V216L23 215H21V216H18L17 217V215L16 216H12L11 217V214H9V212H11L10 211V207H11V209H12V207ZM33 206H35V204H33ZM36 206H38V204H36ZM48 206H49V204H48ZM55 206H56V204H55ZM121 206H122V203H121ZM174 206H176V207H174ZM229 206V207H230ZM243 206H244V204H243ZM261 206H262V204H261ZM263 206H264V203H263ZM40 206H38V208H39ZM52 207V208H51ZM124 207V206H123ZM174 207V208H173ZM220 207H222V208H220ZM228 207V208H229ZM232 207V206H231ZM239 207V206H238ZM26 208H27V210H26ZM29 208V209H28ZM47 208V207H46ZM45 208V209H46ZM49 208H51L52 210L54 209V210H56L57 208H55V207H53V206H50ZM66 208H68V207H66ZM131 208V209H132ZM172 208V209H171ZM177 208H179V207H177ZM223 208H224V210H223ZM116 209V210H115ZM123 209V208H122ZM129 209V208H128ZM127 209V210H128ZM220 209H221V211H220ZM235 209V208H234ZM40 210V209H39ZM59 210H64V212L65 211H67V209H59ZM93 211V212H95L96 210H98L97 212H104L105 214H106V216H105V220L107 221V222H105V224H106V226L107 227H105L106 228V230L103 228H100V226H98V224H97V222H94V220L93 219H95V218H93V217H91L92 215H93V212H92V215H91V212H90V214L89 213H87V212H89V211ZM118 210V211H117ZM133 210V209H132ZM173 210V211H174ZM195 210V209H194ZM197 210V209H196ZM222 210L224 211V212H222ZM227 210V211H226ZM230 210V209H229ZM233 210V209H232ZM238 210V209H237ZM236 210V211H237ZM17 211V210H16ZM20 211V213L21 214H24V213H22ZM29 211V212H30ZM33 211H35V210H33ZM124 211V210H123ZM128 211H130V210H128ZM0 212L2 213V209L0 210ZM35 212H37V211H35ZM35 212H32V217H33V219H34V217L37 215ZM37 212V213H38ZM69 212V211H68ZM69 212V214H71ZM117 212H119V213H117ZM122 212V211H121ZM171 213H172V211H170ZM169 212V213H170ZM178 212H180L179 210H178ZM191 212V211H190ZM199 212V211H198ZM221 212V213H220ZM234 212V211H233ZM233 212H231V213H233ZM0 213V215H2ZM33 213L34 214H36L35 216H33ZM55 213H59V211L57 210ZM63 213V212H62ZM67 213V212H66ZM96 213V212H95ZM129 213V214H128ZM131 213V214H130ZM171 213H170V215H171ZM174 213L175 212H173V214L171 215V216H173V218L172 217H168V219H173L174 220V218H175V220H179L178 218H177V216H180L179 218H181V214H179V215H177L176 213V217L174 216ZM13 214V213H12ZM17 214H18V212H17ZM86 214H89V215H91L90 217H88V215H86ZM100 214V213H99ZM185 214V213H184ZM188 214H189V212H188ZM204 214V213H203ZM210 214V215H211ZM219 214H220V216H219ZM20 215V214H19ZM39 215V214H38ZM37 215V216H38ZM56 215V214H55ZM55 215H53V219L51 220V222L53 221V220H55V218H57V217H55L54 218V216ZM63 215H65V213H63ZM63 215H61L62 217H63ZM97 215V214H96ZM103 215V214H102ZM167 215H168V213H167ZM215 215V214H214ZM240 215H241V213H240ZM57 216V215H56ZM71 215H69V217H70ZM72 216H73V213H72ZM87 216V217H86ZM125 216V217H124ZM156 216H154V219L156 218ZM187 216V215H186ZM212 216V215H211ZM218 216V217H217ZM229 216V215H228ZM4 217H1L2 218V221L4 220L5 222H6V218H4ZM40 217V215H39V218H41ZM65 217V216H64ZM66 217H67V215H66ZM99 217V216H98ZM166 217V216H165ZM166 217V218H167ZM188 217V216H187ZM205 217V216H204ZM0 218V219H1ZM39 218H37V219H39ZM61 218V217H60ZM91 218H93V219H91ZM160 219V217H159V220H156L157 221V224H159V222L158 221H161V222H164L165 220H163V219ZM223 218H224V216H223ZM238 218V217H237ZM48 219V220H47ZM64 218H62L61 219V221L63 220ZM72 219H76L75 217H72ZM100 219V218H99ZM146 219V220H145ZM167 219V220H168ZM205 219V218H204ZM203 219V220H204ZM58 221H59V215H58V219H57ZM101 220H102V216H101ZM116 220V221H115ZM163 220V221H162ZM166 220V221H167ZM172 220V221H173ZM245 220V219H244ZM248 220V219H247ZM24 221V222H23ZM26 221H27V223H26ZM60 221V222H61ZM91 221V223L92 224H89V222ZM97 221V220H96ZM114 221V222H113ZM166 221H165V223H166ZM169 221H171V220H169ZM172 221H171V223H172ZM181 221V220H180ZM180 221H179V223H180ZM223 221V220H222ZM11 222V223H10ZM22 222V223H21ZM33 222H36L37 223V221H34L33 220ZM50 222V223H51ZM57 222V221H56ZM60 222H58V224L60 223ZM103 222V221H102ZM102 222H98V223H102ZM113 222V223H112ZM146 222H147V224L150 226V227H146L147 226V224H146ZM176 222V221H175ZM16 225H14V224ZM37 223V224H38ZM63 223V222H62ZM108 223V224H107ZM109 223H110V225H109ZM117 223V222H116ZM143 223H145V226H144V224ZM165 223H163V224H160L161 226L162 225H165ZM178 223V224H179ZM182 223V222H181ZM185 223H186V220H185ZM4 224H7V223H4ZM3 224V225H4ZM11 224V226L12 225H14L15 226V228H14V226H12V227H10L9 225ZM17 224H19L18 226H17ZM36 224V225H37ZM55 224V223H54ZM65 224L63 223V225L65 226ZM83 224H86L85 226H87V227H90V229H94V230H96L97 231V233L98 232H105L106 233V235H105V233L103 234L104 236H105V238H103V235L102 236H100V238L102 237V241H101V243L100 244H96V246L95 245H92V246H89V244H91V243H88V245L87 246H85V243H83V240H85V238L84 239H79L78 238V236H79V233L77 232L81 227L82 228H84L85 229V227H83ZM105 224H102V225H105ZM166 224H170V222H167ZM173 224H174V221H173ZM183 224H184V222H183ZM182 224V225H183ZM223 224V223H222ZM34 225V224H33ZM33 225H32V228H33ZM39 225V224H38ZM41 225V224H40ZM57 225V224H56ZM100 225V224H99ZM102 225H101V227H102ZM116 225V224H115ZM120 225V224H119ZM118 225V226H119ZM154 225H156V224H154ZM153 225V226H154ZM159 225V226H160ZM172 225V224H171ZM177 225V224H176ZM180 225V224H179ZM201 225V226H200ZM220 225V224H219ZM22 227L20 228V229H22V228H24L23 227V225H21ZM54 226L55 227V230H60V232H59V230H58V232L56 233V231L55 232H53L52 231V229H54V228H52V227ZM61 226V225H60ZM63 226V227H64ZM152 226V227H153ZM161 226L160 227H157V225H156V227H157V230H158V228H159V230H158V232H155V230H153L152 232H154V233H156V238L158 239V236H160L161 234H163L162 233V231H163V229L165 228H161ZM166 226V225H165ZM174 226H175V224H174ZM249 226V225H248ZM86 227V229H88ZM156 227L155 228H153V229H156ZM181 227V226H180ZM35 229H37V227L35 226L34 227ZM44 228H43V230H44ZM58 228V229H57ZM69 228H72V229H69ZM115 228V227H114ZM113 228V229H114ZM124 228V229H125ZM160 228L162 229V231H160ZM177 228H178V226H177ZM11 229V230H12ZM27 229V228H26ZM39 229H41V226L39 227ZM110 229V228H109ZM167 229V228H166ZM165 229V231L166 232H168V230H166ZM195 229V230H194ZM215 229V228H214ZM217 229V228H216ZM248 229V228H247ZM11 230H10V232L9 233H11ZM32 230V229H31ZM30 230V231H31ZM34 230V229H33ZM73 230V231H72ZM74 230L76 231V232H74ZM82 230V229H81ZM89 230V229H88ZM101 230V231H100ZM180 230V229H179ZM187 230V231H188ZM207 230V229H206ZM1 231V230H0ZM27 231V230H26ZM25 231V232H26ZM36 231H39V230H36ZM66 231V233H64ZM83 231V230H82ZM85 231V230H84ZM95 231V232H96ZM161 232V234H159L160 232ZM170 232H172L171 230H169ZM176 231H177V229H176ZM183 232H184V230H182ZM187 231H185L184 233L188 236V237H190L189 236V234L191 233V232H193V231H191V230H189L190 232L188 233ZM195 231V232H196ZM201 231H199V232H201ZM205 231V230H204ZM219 231V230H218ZM247 231V230H246ZM2 232H4V231H2ZM2 232H1V234H2ZM6 232H8L7 230H6ZM5 232V233H6ZM23 232H24V230H23ZM22 232V233H23ZM28 232V231H27ZM33 232V231H32ZM43 233H46V232H44V231H42ZM86 232V231H85ZM89 232V231H88ZM90 232H91V230H90ZM95 232H93V233H95ZM123 232H124V230H123ZM142 232V233H141ZM166 232H164V233H166ZM169 232V233H170ZM195 232H193V233H195ZM22 233L21 232H19V230L17 229V230H15V232L14 231H12V234L9 236L10 237V242L12 243V245L11 246H9V247H4V249L3 250H1L0 249V254H2V253H4V254H7V255H17V256H21L20 258H22V257H26V256H28V255H30V256H32V255H34V254H43L45 251H42V250H40V248L38 247V246H40L38 243H40V242H38L37 241V236H38V234H37V236H36V238H34V239H36V241H35V245H32L34 242H33V234L34 233H30V235H26V237H23L22 236ZM37 233V232H36ZM81 234H82V232H80ZM93 233H91V234H93ZM116 233V234H115ZM127 233H130V232H127ZM132 233V232H131ZM130 233V234H131ZM173 233V235H175L174 233L175 232H172ZM181 233V232H180ZM249 233V232H248ZM8 233H6L5 235H4V237L7 235ZM25 234V233H24ZM80 234V235H81ZM84 234V233H83ZM87 234V233H86ZM85 234V235H86ZM100 234H102V233H100ZM107 234L109 235V238L107 237L106 238V236H107ZM120 234V233H119ZM123 234V233H122ZM183 234V233H182ZM185 234H183L182 236H184ZM192 234V233H191ZM215 234V233H214ZM219 234V233H218ZM54 236V237H52V236ZM125 235H127V236H129V234H125ZM166 235V234H165ZM164 235V236H165ZM169 235V234H168ZM171 235V234H170ZM177 235V234H176ZM180 235V234H179ZM209 235V234H208ZM264 235V234H263ZM12 236V237H11ZM25 236V235H24ZM84 235H82V237H83ZM164 236H163V240H164ZM167 236V235H166ZM180 237V236H178V239L179 238H181V239H183V237ZM195 236V235H194ZM98 237V236H97ZM130 237H133V233L130 235ZM130 237H126L125 236V239L127 240V238H130ZM147 237H149V238H147ZM170 237V236H169ZM168 236H167V238H168V240L169 241H171L170 240V238H169ZM1 238H3V237H1ZM6 238H8V236L6 237ZM6 238L4 239V240H6ZM81 238V237H80ZM87 238V237H86ZM156 238H154V239H156ZM185 238H186V236H185ZM209 238V237H208ZM91 239V238H90ZM90 239H86V240H90ZM104 239V240H103ZM153 239V240H154ZM159 239H160V237H159ZM187 239V238H186ZM0 240H2V239H0ZM98 240V239H97ZM125 240V241H126ZM130 241H132L131 240V238L129 239ZM128 240V241H129ZM140 240V241H141ZM142 240V241H143ZM175 240H177V239H175ZM180 240V239H179ZM184 240V239H183ZM192 240V239H191ZM3 241V240H2ZM2 241H0L1 243H2ZM91 241H92V239H91ZM93 241H95V240H93ZM120 241L122 242V243H120ZM156 241L157 240H155V242H154V244L156 243ZM161 241V240H160ZM167 241V240H166ZM165 241V242H166ZM181 241V240H180ZM188 241V240H187ZM4 242V241H3ZM36 242H38V243H36ZM42 242H41V244H42ZM88 242V241H87ZM90 242V241H89ZM136 242V241H135ZM158 242H159V240H158ZM176 242V241H175ZM178 242V241H177ZM182 242V241H181ZM194 242V241H193ZM192 242V243H193ZM4 243H6V242H4ZM51 243H52V241H51ZM119 243L121 244L120 246H119ZM129 244L127 245V247H136V246H139V245H130V243L131 242H128ZM134 243V242H133ZM161 243H162V241H161ZM174 243V242H173ZM179 243V242H178ZM178 243H176V244H178ZM191 243V242H190ZM38 244V245H37ZM42 244V245H43ZM45 244V245H46ZM93 244V243H92ZM124 244H127V243H124ZM135 244V243H134ZM137 244V243H136ZM148 244V245H149ZM152 244V243H151ZM164 244H166V243H164ZM163 244V245H164ZM187 244V243H186ZM6 245V244H5ZM59 245V244H58ZM130 245V246H129ZM142 245H143V243H142ZM146 245V244H145ZM145 245H143V246H145ZM160 245V244H159ZM158 244H157V246H159ZM193 245V244H192ZM191 245V246H192ZM3 246V245H2ZM57 246V245H56ZM60 246L61 245H59V246H57L58 248H60ZM94 246V247H93ZM156 246V247H157ZM40 247H44V248H42V249H46L45 248V246H40ZM54 247V246H53ZM142 246H140V249H142L141 248ZM145 247H148V246H145ZM160 248H161V245L159 246ZM159 247H157L156 248V250H157V252H158V248ZM168 247V246H167ZM172 248H174V247H176L175 245H174V247L173 246H171ZM170 247V248H171ZM181 247V246H180ZM194 247V246H193ZM206 247V246H205ZM208 247V246H207ZM136 248H138V247H136ZM163 248H165V246L163 247ZM169 248V247H168ZM167 248V249H168ZM177 248V247H176ZM197 248V247H196ZM113 249H114V251H113ZM121 249H122V247H121ZM128 249V248H127ZM140 249L138 250V249H136V253H137V250L138 251H140ZM188 249H189V247H188ZM211 249V248H210ZM51 250H52V247H51ZM118 250V249H117ZM132 250V249H131ZM133 250H135V248H133ZM153 250V249H152ZM152 250H150L151 251V253H152ZM159 250H161V249H159ZM171 250V249H170ZM173 250V249H172ZM175 250V249H174ZM173 250V251H174ZM87 251V252H86ZM115 251H116V253L117 252H119V253H117L116 255H114V253H115ZM122 251V250H121ZM162 251V250H161ZM160 251V252H161ZM164 251H165V249H164ZM168 251H169V249H168ZM187 251V250H186ZM211 251V250H210ZM47 252V251H46ZM51 252V251H50ZM126 252L127 251H125V252H123V254L125 253V255L127 256V254H126ZM130 252V251H129ZM129 252H127L128 254H129ZM155 251H153V253H154ZM156 252V253H157ZM195 252V251H194ZM142 253L144 254V255H147V254H149V251L147 250V249H145V248H143L142 249ZM152 253V254H153ZM155 253V254H156ZM177 253V252H176ZM190 253V252H189ZM122 254V253H121ZM155 254H154V256H155ZM206 254V253H205ZM50 255V254H49ZM144 255H141V256H144ZM161 255V254H160ZM159 255V256H160ZM207 255H208V253H207ZM206 255V256H207ZM64 256V255H63ZM87 256V255H86ZM109 256H110V258H109ZM123 256V255H122ZM150 256V255H149ZM2 257V256H1ZM89 257V256H88ZM91 257V256H90ZM138 257V256H137ZM203 253H198L197 255H194L193 256V258H195V260L197 259V260H203ZM211 257V256H210ZM27 258V257H26ZM30 257H28V259H29ZM32 258V257H31ZM54 258H56V257H54ZM126 258V257H125ZM144 258V257H143ZM192 258V259H193ZM207 258V257H206ZM244 258H245V260H246V264H261L258 260H257V256H256V252L255 253H253V252H248L246 255H244ZM4 259V258H3ZM19 259V258H18ZM50 259V258H49ZM83 259V258H82ZM119 259H121V258H119ZM139 259V258H138ZM210 259V258H209ZM38 260V259H37ZM21 261V260H20ZM34 261H36V260H34ZM86 261V260H85ZM113 261H115V260H113ZM142 261V260H141ZM140 261V262H141ZM25 262V261H24ZM32 262H33V260H32ZM40 262V261H39ZM38 262V263H39ZM42 262V261H41ZM44 262V261H43ZM76 262V261H75ZM158 262H160V261H158ZM200 262V261H199ZM10 263V262H9ZM31 263V262H30ZM36 263V262H35ZM34 263V264H35ZM118 263H120V262H118ZM33 264V263H32ZM37 264V263H36ZM83 264H85V263H83ZM92 264V263H91ZM107 264H111L110 262L109 263H107ZM129 264V263H128ZM135 264V263H134ZM136 264H139V261L138 262H136ZM144 264V263H143ZM224 264H233V263H224Z\"/></svg>", "mask_w": 264, "mask_h": 264}]
</instances>
